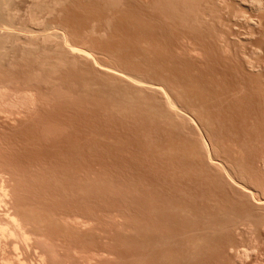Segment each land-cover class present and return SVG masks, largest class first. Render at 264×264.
I'll list each match as a JSON object with an SVG mask.
<instances>
[{
  "label": "rangeland",
  "instance_id": "374dc122",
  "mask_svg": "<svg viewBox=\"0 0 264 264\" xmlns=\"http://www.w3.org/2000/svg\"><path fill=\"white\" fill-rule=\"evenodd\" d=\"M43 1H45V3H47L50 6L53 5L52 6L53 9L50 8L51 10H49L50 13H49L48 9L46 10L44 7H39L38 10H35L34 6L31 3L32 0H13L12 7L14 8L13 9L14 13L15 14L17 13L16 16H18V17L15 16L16 20L14 19V21L12 23V25L14 27V28L12 27L13 30L17 31V29H15V28H19V29H21V30H19V32H21L23 35L31 34V33L33 34L34 31H32L31 33L30 32L27 33L30 29L35 30V32L37 34L40 31L42 33H44V30H43L44 27H45L46 31L47 30L48 31L49 30H56L57 32L59 31V33H60L59 36H61L58 38V40L61 38L59 40V42L61 41V43L64 44V40H67L68 44H72V46H74V47L76 46L79 49L87 51L89 56L90 55L91 56L87 61V60H83V59L74 57L72 55H68L69 60L70 59H72V60H70V61L63 60L60 63L61 66L58 69H55L54 71H52L50 73L48 71H41V73H43V77L41 75V78H43V79H41V82L37 81L40 84L35 83L33 85V87H36L38 89L37 90L34 88L38 94L36 92H34L35 90H32V93L39 96V99L36 96L37 97L36 105L37 106L39 105V107L35 106V108H33V111L32 110L30 111L31 113L28 112L26 114V112H25L23 114L22 112H19V113H14V114H7L6 112H2V113L0 112L2 114V115L0 114V116H1L0 117V152H2V153H0V154H2V156L0 155V158L4 157L6 159V160L0 159V163L4 164L6 166L7 164H9L8 162L10 161V165H7V166H9L11 169H14V170H15V167H17V166H18V169H20L21 168L20 165H22L23 168H21L20 170H18L16 168V170L20 171V172L23 169L26 171L30 170L32 167H34L36 169L37 168L42 169V170H36V171H38V173L41 172V174L39 173V176L41 175L40 177L37 175V172H35V171L33 172L36 176H38V179L36 178V176H34L35 180L33 177H32L33 180L28 179L29 182L31 180L32 183H29L27 179L21 180L22 183L24 182V180L28 183V185L24 184V183L22 184L23 185L22 187H24V185L25 186L27 185L29 187V190H28L27 186L24 189V192H26V190H28L27 192H29L28 194H26V196L31 195V197H32V194L34 195V193H35L34 192L36 190L35 188H37V190H36L37 195L35 193L36 196L32 197L33 203H31V201H29L31 197L28 198V196H27L28 199L25 198V201L27 200V202H29L30 204H34L37 207L38 203L39 204L41 203L42 206L47 207V210L51 209V210L58 211V212L59 211L61 212V210L65 211V212L69 211V212H73L72 214H75L78 216L81 214L80 216L84 217V218L85 217L88 218V215H86L87 209L91 212L92 215H90V213L88 212L89 213V218H88L89 220H84V218L82 219L79 216L82 219L81 223L82 222L86 223V224L82 223V226H80V227H79V224H78V226H77V224H73V226L72 225L65 226L62 223H60V224L54 225L56 227L55 228L53 226V224L51 225V222L54 220V218L56 216L55 214L58 212L52 213L51 210H48L49 212H47V210L43 211V209H42L43 207L41 205L39 206V207H42L41 211L48 213V215H47V213L46 214L44 213L46 216H50V218L47 217L48 222L51 221V219L53 218L52 221L49 222L50 225L48 226V228H46L47 229V235L49 234V232H50L49 236L51 234H54V235H51V238H54V240H55L54 243L56 245V248L60 252H62V254L65 253L64 257H63V259H64L63 264H81V261H80L81 258H79V257L81 255H83L85 251H88L89 253L87 255H90V252L95 248H98V249L103 248L106 251L105 255L109 257V258L107 257V259L103 263H110L111 261L115 262V263H111V264H153V263L154 264H156V263L157 264H163V263L166 264L165 263L166 260L163 261L162 258H164V259L169 258L167 262H169L171 264L172 262L175 261L173 259H176V257L177 258L181 257V256L185 257V254L188 257L189 253L191 254L189 260H186L187 262L183 261L182 262L183 264H185V263L186 264H264V231H263L264 229H262L264 227V225H263L264 221H263V219H260L257 216L258 215L257 210L252 208V207L248 208L249 207L248 205H247L248 207L245 206L246 203L243 202L244 200H242V202H241L239 199V198H241L240 195L237 194V196H236V194H235L236 192L232 188H230V189H228V187L227 188L226 187H220L219 188V186H217L218 184L213 181L212 177H210V178H207L205 176L200 177L201 175H196V173L192 172V171L190 173L189 170H192V169H189L190 168L189 166L191 164L189 165L190 161L188 160V156H186V153H187V151L185 149L186 143L185 144L183 143V141L186 142V139L184 136L190 135L192 137L195 133H196L195 134L196 137H199V138L202 137L201 140L204 139V142L202 141V143H205V141L207 143L208 139H206V138H208L209 135L212 137H213V135L216 137L218 136L217 138L213 137L215 139L214 143L216 141L215 147L217 148L218 153L223 155V152H225V153L227 152L226 154L224 153L223 156L224 157L225 156L230 157L232 160L230 158H227V159L231 162L233 161L232 162L233 166H235L236 164H237V166H240V167H238V168H240V171L245 172L243 174H246L245 179L249 178L246 181H251L253 179L252 180L253 185H251V183L249 184V182H248V184L250 186L255 187L257 185V188L259 189L258 186H260V184H261L262 187H264L263 186L264 185V170H262L264 167L262 168L260 166L261 167V169H260V167L258 166V163H259L258 160L259 159L264 160V151H263L264 150V142H263L264 141V111H259L255 107H253V108L250 107L251 105H248L246 103V100H244L243 98H241V101H240L239 97H236L238 99H236L234 97L233 101H231L232 98L230 100L229 99L230 97H229L226 100L224 98V95H222L223 97L221 96L219 98L220 95L218 93L219 87L224 88L227 84V86L225 88V89H227V88H230L232 84L236 85V81H237V84H238V81H240V80L243 81V79L245 77L243 75H245V73H246V76H249V78L245 77L246 80H244V81L245 82L247 81V83H248V81H250V78L251 77L253 78V76H255V74L259 71L258 68H256V67H255V69L257 71L255 69L254 70L248 69L247 72L240 71V70H243L242 68L244 67V66L240 67L241 65H243L242 60L240 58L242 55H244L245 57H248V59H250V61H253L254 63L256 62L255 66L264 64V18H263L264 13L261 14L263 11L262 10H259L260 12L256 11L257 9H255V7H253L250 4L249 0H247L248 2L246 0H225V1L223 0L225 3L223 1L222 2L225 5H223V3L220 2L221 0H218V2L220 4L218 3L216 5L217 6L216 8H218V10H216V12L218 11L217 13H219V14L221 13V14L220 15L216 14V16H219V18H221V19H218L219 20V22H218V20L216 19L218 17H216L215 23L217 22L218 24H214L211 27V25L213 24L214 21L212 23H210L211 25L208 24L209 22L208 23L203 22V24H201L197 20V18H195L196 16L194 17L195 14L193 15V13L198 14L201 11L200 9L203 7V4H204L203 0H135V1L134 0H58V1H56V0H43ZM111 1L117 2V3L114 2V3H116V4H114L115 6L112 5L113 3L112 4L110 3ZM233 1H234V3H233ZM243 1H245V2H243ZM246 2L248 3V5H246L247 4ZM263 4H264V0H263ZM218 5H220V6H218ZM119 7L120 8L122 7V8L120 9ZM219 7H220V9H219ZM252 7L254 8V10ZM196 9H198L197 12H196ZM51 11L53 12V14ZM54 11L56 13H54ZM34 12H35V14H34ZM233 13H235L236 15L234 14L232 17H230V15ZM248 15H249V17H248ZM137 16H138V18H137ZM239 16L240 17L244 16V17L243 18L241 17V19H240ZM31 18L34 20H32ZM231 18H232V20H231ZM250 19H251V21H250ZM220 20H221V22H220ZM27 21H28V23H27ZM29 21H30V23H29ZM222 22L227 24V25H225V27H224V24ZM229 22H230V24H228ZM243 22H245V23H243ZM34 24H36V25L33 26ZM252 24H254V25H252ZM160 25H162V26H160ZM230 25H232V26H230ZM39 26L42 28H39ZM55 26H57V27H55ZM257 26H259L261 29H259ZM160 27H161V29H160ZM83 28H85V29H83ZM220 28H223V29H220ZM162 29H164V30H162ZM226 29L227 30L229 29L228 30V33H229L228 34V36H229L228 41H229V46L230 45L231 46H230L229 51H228V49L227 50L224 49V50H226V52L231 51V53H229V55L223 50L222 46H219L220 47L219 49H222V50L217 49V51H216L215 48H217V46H215V48H214V45L212 43V42H214V44L217 45V43L219 42L217 40H219V38H220L218 36V34H220V32H224V30L227 32ZM221 30H223V31H221ZM231 31L233 32L234 35L233 34L230 35V33H232ZM35 32H34V34H36ZM41 32L39 34H42ZM79 32L81 34H79ZM199 32H201V33H199ZM207 32L210 34H208ZM215 33H217V34H215ZM75 34H76V36H75ZM189 34H190V36H189ZM261 34H262V36H261ZM195 35H196V37H195ZM81 36L83 37V39ZM86 36H88V37H86ZM217 36H218V38H217ZM78 37H80V38H78ZM190 37H191V39H190ZM63 38H64V40H63ZM199 38L200 39L202 38V39L200 40ZM211 38H212V40H211ZM154 39H156L157 41H155ZM258 39H260V40H258ZM87 40H90V41H87ZM237 40H240V41H237ZM36 42L40 43L39 40H36L35 43ZM136 42H137L138 46H136L137 45ZM153 42L155 43V45L156 44L157 45L155 46ZM233 42H235V43H233ZM188 43L189 44L191 43L193 46L189 45ZM221 43L222 42L220 41V43H218V44L221 45ZM119 44H120V46H119ZM205 44H207L208 46ZM209 44H210V46H209ZM48 45H49V43L46 44L47 48L49 47ZM50 45H52V44H50ZM153 45L155 46V48ZM121 46H122V48H121ZM237 46H239L238 47L239 51L237 49ZM131 47H132V49H130ZM143 47L144 48L146 47V49H144ZM49 48H51V47H49ZM51 49H49V50H51ZM187 49H189V50L187 51ZM241 49H243V50H241ZM14 50L15 49H13V52H12L13 55H15V56L18 55V53L14 54V52L16 53V51L18 52L19 50L18 49L16 51H14ZM149 50H150V53H149ZM153 50H155L154 51L155 53L153 52ZM137 51H139V52H137ZM142 51H143V53H142ZM253 51H255V53ZM54 52H56V51L48 52L50 54L51 58H53L52 56H54V58H55V55H53V54H55ZM133 52H134V54H132ZM233 52L237 55L233 56V55H235ZM240 52L241 53L243 52V53L241 54ZM139 53H140V55H139ZM250 53H252V55ZM135 54H136V56H135ZM153 54H154V57H153ZM212 54L213 55L215 54V55L213 56ZM225 54H227L228 57L230 56L229 57L230 60L229 59L227 60V58H226L227 56ZM238 54L241 56L239 57ZM247 55H249V56H247ZM254 56H255V58H254ZM17 57H19V55ZM232 57H234L233 59H235L236 62H233L234 60L231 59ZM236 57H237V59H239L238 63H237ZM156 58L160 61H158ZM29 59H26L25 61L23 59L18 60V62L15 63L16 66H13L15 68L12 67L13 68V70H11L12 73L10 72V75H8V77H10L11 79L12 78H14L15 80L17 79L16 80L17 83H14V84H17L18 88L25 86L24 84L22 85V82H24L29 77L28 74H30V73H28V72H30L31 70L33 71L36 68V66L32 65L33 63H31L32 59L31 60H29ZM178 59H179V61H178ZM20 61H22L23 63H21ZM227 61H228V63H225ZM24 62H26L25 65H24ZM161 62L162 63L164 62V63L162 64ZM180 62H182V63H180ZM28 63H29V65L30 64L31 65L29 66ZM102 63H103V65H101ZM187 64H188V66H187ZM81 65H83V66H81ZM161 65H163V66H161ZM32 66H34V67L32 68ZM192 66H194V67H192ZM85 67H86V69H89V71L88 70L85 71L86 70ZM94 67H95V69H93ZM98 67L99 68L100 67H107V68H110L113 70L117 69L116 71H118V72L121 70L122 72L120 71V73H123L125 76H128V78L130 77V79L134 78L133 81H135V82L143 83L142 80L145 79L144 83H147V82L151 83V84H152V82L156 83V84L158 83L161 88L163 87L162 90L165 92L167 91L168 93H170L169 91H171V90H175V91L177 90L179 92L181 91L183 93H186L187 95L195 93L194 96H196V90H194L195 92H193L192 87H190L192 85H189L188 83H190L191 82L190 80H192V79H193V81H195V84L199 83L198 85H200V83L201 84L203 83L202 85H204V86L206 85L207 93H208V95H206V100L203 97L205 100L204 106L206 105L205 108L206 109L208 108L210 110L209 111L207 109L204 111L206 112V114L208 113L207 111H209L208 115L211 114V115H209L210 118L208 115L206 117V120L209 122V123L208 122L206 123L208 125V127H206L207 130L205 127L202 128L198 123H196V118H195V120L191 121L192 123L189 122V120L192 117H193L192 119H194V116L192 115V117H191L190 116L191 114H189V113H187V115L189 114L188 115L189 117H187V118H189V120L186 119L188 122L187 121L183 122L180 120L182 123H180L178 121V122H176L175 126L171 125V127H170V125L167 126V124H165V123H163V125H161L160 123H162V121L160 122V121H158V119L155 120L156 121L155 122L151 118H147L143 112L139 113V108L141 110H143V107H139V106H141L142 105L141 102L143 103L146 99V104H148L152 107V99H154V98L156 99L157 98L156 95H158V94H155L152 91H147V90H141L142 92L140 90L137 91V89L134 88L133 84H131L129 81L126 82V80H122V79L119 80V78L115 77L114 75L107 74L105 72L103 73V71L101 69H99ZM238 67H240V68H238ZM184 68H186V69H184ZM195 68H196V70H195ZM231 68H232V70H231ZM244 68L247 69L246 67H244ZM76 69H78V70H76ZM226 69H228V70L226 71ZM28 70H30V71H28ZM217 70H219V71H217ZM238 70L240 71L239 72L240 74L238 73ZM56 71H58L59 74L58 73L56 74L55 73ZM77 71H78V74H77ZM79 71H80V73H79ZM221 71H222L223 75H221V73H220ZM230 71L232 74L230 73ZM249 71H250V74L247 75ZM45 72H48V74H46ZM74 72H75V74H74ZM86 72H88L89 74ZM100 72H102V74ZM172 72H173V74H172ZM188 72H189V74H188ZM84 73H85V75H84ZM175 73H177L178 75ZM11 74L13 76H11ZM63 74H65V75H63ZM14 75H15V77H14ZM48 75H50V76L48 77ZM181 75H182V77H181ZM193 75H195V76L193 77ZM45 76L48 77L50 80H53L52 83H54V84L53 85H51L52 83L49 84L51 82V81H47L49 79L45 80L46 82H49L48 84L44 83L42 80L45 79ZM52 76H54V77H52ZM77 76H79V77H77ZM95 76H96V78H95ZM99 76H102L104 79L102 78L103 79L102 80L101 77H99ZM208 76L210 77V79ZM237 76H238V78H237ZM241 76L243 77V79ZM16 77H19L20 80H19V78H16ZM21 77L23 79H21ZM50 77H52V78H50ZM57 77H59V78L57 79ZM97 77L99 80L97 79ZM163 77H165V78H163ZM189 78H190V80H187ZM223 78L225 79V81ZM71 79H74V80L72 81ZM80 79H81V81H80ZM236 79H238V80H236ZM18 80L20 82H18ZM21 80H22V82H21ZM82 80L84 82H86L88 80V81H90L89 83H91V84L93 83L90 86L93 87L94 89L90 87V88H88V90H86L87 88L83 87L84 83H82ZM92 80H95L96 82L92 81ZM105 80H109L106 82H108V83L111 82L110 83L111 85H109L107 83L104 84ZM146 80H147V82H146ZM209 80L211 82H209ZM54 81H58V82H54ZM115 81H117V82H115ZM193 81H192V84H193ZM121 82H122V84H121ZM123 82L125 84L127 83V89H125V90H124V88H126V85ZM161 82L164 86H162ZM18 83L20 85H18ZM96 83L98 86L96 85ZM206 83L208 84V86ZM46 84H47V86H46ZM180 84H184V85H180ZM93 85H95L98 88H95V86H93ZM187 85H189V86H187ZM15 86L16 85H13V87H15ZM48 86L51 87V90L49 89ZM103 86H105L106 88ZM183 86H185V87H183ZM77 87H78V89H77ZM99 87H100V89H99ZM107 87H109V88H107ZM186 87H188V88H186ZM214 87L216 89H214ZM46 88H48V89H46ZM190 88H191V91H188V90H190ZM209 88H210V90H209ZM212 88L214 90H212ZM53 89H55L54 92L52 91ZM135 89H136V92H135ZM79 90H81V91H79ZM113 90H115V91H113ZM129 90H131V91L133 90L132 92L131 91L130 92L132 93V96L135 94L133 97L135 100L134 99L133 100L135 101L136 106H138V109H137L136 107H134L135 106V104H134L133 107H134V109L136 108L135 109L136 111H133L134 109L131 108L132 112L129 111L130 108L124 109L123 107H120L118 105H117L118 106L117 107V106H115L116 104L114 103V101L116 102V100H115L116 98H117V101L120 98L119 102H121L124 99V98L121 99V96H123L121 94H123L124 91L129 92ZM220 90L221 89H219V92H221ZM76 91H78L79 93ZM98 91H100V92L98 93ZM50 92H53L54 94H56L58 100L56 99L55 95L53 96V93H51V95H50ZM88 92H90L91 94ZM121 92H123V93H121ZM45 93H46V95H45ZM102 93H104V94H102ZM139 93H140V95H139ZM204 93H206V90L204 91ZM98 94H100V95H98ZM136 94H138V95H136ZM61 95L63 98L61 97ZM67 95H69V96H67ZM93 95H96V96H93ZM141 95H143V96L145 95V96L143 97ZM59 96L61 98H59ZM114 96H115V98H114ZM204 96H205V94H204ZM43 97L45 100L43 99ZM75 97H76V99H75ZM89 97H90V100H89ZM101 97H102V100L100 99ZM107 97H109V98H107ZM66 99H68L67 103L65 102ZM74 99H75V101H72ZM78 99H80V101ZM83 99L86 100L88 103L83 102ZM142 99H144V100L142 101ZM217 99H218V101H219V99H222V102H221L222 104L220 103V105L218 104L219 102L217 101V105H219V106L216 105ZM234 99L239 100L237 103H238V105H239V103H241L240 106H238L236 104ZM109 100H111V102ZM137 100L139 103L136 102ZM147 100L151 103L149 104V102ZM154 100H153V102H154ZM207 100L208 101L210 100V101L206 102ZM89 101H91V102H89ZM228 101H231V103ZM242 101H244L245 104H244V102L242 104ZM75 102H77L79 105ZM232 102L235 105H231ZM64 103H66L67 105H65ZM98 103L99 104L101 103V104L99 105ZM226 103H228V104H226ZM51 104H53V105H51ZM83 104H85V105L83 106ZM93 104L95 105V107L93 106ZM112 104H113V106H112ZM137 104H139V105H137ZM47 106H48V108H47ZM52 106H53V108H52ZM78 106L80 108V111H79ZM101 106H102V108H101ZM143 106L145 107L146 105H143ZM220 106H223V107H220ZM247 106H249V107H247ZM66 107H69L70 111L68 108L66 109ZM115 107H117V108H115ZM118 108H122V109H118ZM238 108H239V110H238ZM246 108H248V110ZM254 108L257 110V112L255 111ZM242 109H243V111H242ZM249 110H251V111H249ZM104 111H105V113H104ZM127 111H129V113ZM233 111L234 112L236 111L237 113L236 112L234 113ZM135 112H137V114H135ZM65 113H67V114H65ZM108 113H110V114H108ZM114 113H115V115H114ZM117 113H118V115H117ZM131 113H134V114H131ZM219 114H222V115H219ZM3 115H5V116H3ZM9 115L12 117V119ZM30 115H31V118H30ZM138 115H139V117H138ZM15 116H17V117H15ZM36 116H38V117H36ZM128 116H131V117H128ZM224 116H226L225 119H224ZM4 117H6L7 119ZM101 117H102L103 121H102ZM114 117H115V119H114ZM134 117H135V119H134ZM227 117H229V118H227ZM234 117H236V118H234ZM32 118H35V119H32ZM105 118H107V119H105ZM136 118H138V119H136ZM214 118H215V121L217 123L214 121ZM220 119H222V120H220ZM6 120L8 123L6 122ZM40 120L44 121V122H41ZM117 120H119V121H117ZM234 120L236 122H234ZM246 120L249 123H247ZM221 121H223L225 125H223V122H221ZM67 122H69V123L67 124ZM116 122H119V124ZM210 122H212L213 127L211 125L209 128V124H211ZM134 123H135V125H134ZM183 123H184L185 127L186 128L189 127L191 131L188 130V133H187V131H184V130H186V128L184 127ZM185 123H188L189 126H187ZM32 124H33V126H32ZM148 124H150V125H148ZM215 124H216V126H215ZM239 124H241L242 126ZM146 125L148 127H146ZM182 125H183V127H182ZM25 126H26V128H25ZM107 126H110V127L107 128ZM125 126L127 129L129 127L130 128L127 130V129H125ZM158 126H160V127H158ZM179 127H181L182 129L185 128L184 130H182L180 128L181 132L179 133V135L182 132H184V133L186 132L185 133L186 135L182 133L183 136H181V135L178 136V130H179L178 128ZM208 128H209V130H208ZM215 128H217V129H215ZM222 128H226V129L221 130ZM227 128H228V130H227ZM254 128H256V129H254ZM11 129H12V131H11ZM24 129L26 130V132ZM46 129L47 130L49 129L50 131L48 130V132H47ZM196 129H198V130H196ZM260 129L262 130V132ZM162 130L163 131L165 130L164 132L166 133V135ZM210 130H213L212 134H211ZM219 130H221V131H219ZM248 130L249 131L251 130V131L249 132ZM254 130H255V132H253ZM159 131H161V132H159ZM192 131L194 133H192ZM203 131L206 134H204ZM207 131L210 133V134H208V136H206L208 133ZM3 132L5 133L6 136L4 135ZM10 132H11V134H10ZM12 132H14V133H12ZM132 132H134V133H132ZM162 132L164 134H162ZM199 132H200V134H199ZM158 133H161V134H158ZM189 133H191V134H189ZM214 133H216V135ZM217 133L218 134L221 133V134L218 135ZM255 133H257V134H255ZM148 134H150L151 137ZM227 134H229V136ZM241 134H243V135H241ZM253 134H255V135H253ZM105 135H106V138H105ZM172 135H174V136H172ZM198 135H201V136H198ZM225 135H227V136H225ZM107 136H109L110 138ZM175 136H177V139H175L176 138ZM230 136L232 138L235 136L234 137L235 140L232 139ZM148 137H150V138H148ZM227 137H230V139ZM107 138H108V140H107ZM258 138H259V140H258ZM145 139L147 142L145 141ZM147 139L148 140L150 139L151 141L150 140L148 141ZM163 139L165 140V142ZM173 140H175V141H173ZM217 140H219L222 144L220 142H218ZM232 140H233V142H232ZM14 141H16V142H14ZM222 141H225L227 143L222 142ZM228 141H230L232 143H230ZM129 142H130V144H129ZM162 142H163V144H162ZM167 142H169V143H167ZM178 142L180 143L181 147L179 146ZM236 142H238V143H236ZM9 143H11V144H9ZM62 143H64L65 145L64 144L62 145ZM112 143H113V145H112ZM119 143H120V145H118ZM147 143H148V145H147ZM228 143H230V144H228ZM253 143H254V145H253ZM259 143L261 145H258ZM16 144H20V146L16 145ZM67 144H68V146H67ZM79 144H81V145L83 144V145L81 146ZM149 144L152 146H150ZM223 144H224V146H222ZM226 144H227V146H226ZM255 144H256V146H255ZM134 145H135V147H134ZM173 145H175V146H173ZM2 146L4 147L3 149H2ZM113 146L115 147V149ZM7 147H9V148H7ZM126 147L127 148L129 147L128 150H126L127 149ZM157 147H159V148L161 147V148L159 149ZM167 147H170L172 150V151H169L170 156L166 152ZM233 147L235 148V150H236V148H240L239 149L240 154L238 152V154L240 156L236 155L237 153H235L236 156L231 154L232 153L231 149ZM88 148L90 150H88ZM70 149H72V150H70ZM94 149H95V153L93 152ZM116 149H117V151H115ZM175 149H176V153H175ZM248 149H249V151H248ZM250 149H252V151ZM157 150H158V152H157ZM54 151L56 153H54ZM89 151L91 153H87ZM153 151H155V152L153 153ZM29 152L31 154H29ZM92 152H93V154H92ZM113 152L116 154H114ZM131 152H133V155H135V156H133ZM171 152H172V155L170 154ZM53 153H54V156H52ZM70 153H72V157H70L71 156ZM156 153H158V154L155 155ZM164 153H165V155L167 153V155H166L167 157H165ZM174 153H175V156H174ZM106 154H107V156H106ZM229 154H231V155L229 156ZM245 154H246V156H245ZM42 155H43V157H42ZM101 155H103V156H101ZM130 155H132V156H130ZM163 155L166 159L163 157ZM35 156H36V158H38V157L39 158L34 159L33 157H35ZM114 156H116V157H114ZM176 156H177V158H176ZM180 156L182 157V159L180 158ZM252 156L253 157L256 156V157L253 158ZM61 157H63V158L61 159ZM104 157H106V158H104ZM124 157H126V158H124ZM235 157H237V158H235ZM247 157H249V158H247ZM32 158L34 159V163L32 162L33 165L31 164V161L33 160ZM110 158H111V160H109ZM120 158H122V159H120ZM172 158L174 159L173 161L171 160ZM97 159H98V162H97ZM39 160H41V162H39ZM107 160H109V161H107ZM52 161H53V163H52ZM256 161H258V162L255 163ZM11 162L13 164H11ZM67 162L69 164H67ZM78 162H81V163H78ZM14 163H15V165H14ZM20 163H22V164H20ZM148 163H149V165H147ZM250 163H254V164L252 165ZM42 164H43V167L41 166ZM45 164H46V166H45ZM57 164H58V166H57ZM143 164H144V166H143ZM69 165H70V167H68ZM164 165H167L169 168L167 166H164ZM241 165L243 166V168ZM254 165L255 166L257 165L258 168L255 167ZM259 165H260V163H259ZM138 166H140V167H138ZM178 166H180V168H178ZM184 166H187V167H184ZM250 166H251V168H250ZM142 167H143V170H142ZM145 167H147V168L145 169ZM165 167H167L168 169ZM182 167H184L185 169ZM236 167H234V168L237 169ZM175 168H177V169H175ZM252 168H254V169H252ZM179 169H181L180 170L181 172L179 171ZM183 169L184 170L187 169L186 171H184L186 173L183 172ZM255 169H257V170H255ZM114 170H115V172H114ZM26 171H23V172H26ZM240 171L238 170V172H240ZM257 171H258V173H257ZM59 172L66 179H64L63 177H60L61 175L59 174ZM113 172L116 174L117 177L114 176L115 174ZM139 172H140V175L138 174ZM102 173H103V175H102ZM153 173H154V175H152ZM179 173H180V175H179ZM259 173L261 176L259 175ZM95 174H96V180H94ZM169 174H171V175H169ZM187 174H188V176H187ZM192 174L194 175V177H192L193 176ZM42 175H43V178H45L47 181L50 180L49 184L47 183L46 180H43ZM58 175H60V176H58ZM69 175H71L72 179L68 177ZM184 175L186 177H184ZM86 176L87 177L89 176L88 177L89 179H87ZM178 176H179V178H178ZM73 177L75 178V180ZM81 177H83V178H81ZM102 178L104 180L105 179L106 180L104 181V180H102ZM204 178L206 181L204 180ZM20 179H22V178H20ZM68 179L70 181H73V183L72 182L68 183L69 182ZM90 179H92L93 181ZM211 179H212V181H211ZM259 179L261 181H259ZM36 180H39L42 183L40 184L39 181L36 182ZM76 180H77V182H76ZM78 180L80 182H78ZM157 180H159V181H157ZM51 181H52V183H51ZM88 181L92 185L91 184L88 185ZM96 181H97V183L98 182L99 183L97 184ZM163 182H165V183L162 184ZM33 183H36V184H33ZM46 183L48 184L49 187H52L54 185V187L50 188L51 195H50V191L47 190V189H49V187L47 186ZM56 183L60 184V186L62 185L61 188ZM61 183H63V184H61ZM77 183L78 184L80 183L79 184L80 188H84V186H85V190L80 189ZM32 184H33V186H32ZM215 184H217V185H215ZM34 185H36V186H34ZM42 185L44 187H42ZM55 185L59 186V187H56ZM63 185L65 187H63ZM98 186H100V188H97ZM122 186H124V187H122ZM169 186H170V188H169ZM214 186L217 187V189ZM66 187H67L68 191L65 190ZM70 187H72V188H70ZM76 187H78V188H76ZM101 187L105 190H103V189L100 190ZM38 188L40 189V191L38 190ZM42 188H45V189H42ZM53 188H56V190H58V191L54 190ZM203 188H204V190H203ZM73 189H75V190H73ZM262 189H264V188H262ZM262 189H260L259 191H262ZM89 190H91V192ZM175 190L177 191V193H175L176 192ZM199 190H200V192H199ZM53 191H54V193H53ZM82 191H84V192H82ZM102 191H103V194H102ZM48 192H49L50 196L54 195V197L49 196L50 197L49 198L47 194H45L42 197L43 193H48ZM80 192L83 194V196L80 194ZM88 192H89V194L86 195V193H88ZM97 192H99L98 194L100 195V197L103 198V200L100 199L98 194H96ZM116 192H118V193H116ZM217 192L219 195L217 194ZM72 193L75 195V197H74V195H72ZM75 193H78L79 195H77ZM178 193H180V194H178ZM23 194H25V193H23ZM65 194H66V196H65ZM104 194H105V196H103ZM202 194H203V196H202ZM220 194H221V196H220ZM70 195H72L74 198H72V196H70ZM76 195H77V198H76ZM110 195H112L113 197ZM121 195H123V197ZM171 195H172V197H173V195H174V197H176V196H179V197H177V198L173 197L172 198ZM69 196L72 199H70ZM37 197L39 198V200H37ZM60 197H62L61 200H58V199H60ZM96 197H98V198H96ZM233 197H234V200H233ZM32 198H31V200H32ZM34 198H36V199H34ZM65 198H67V200H63ZM68 198H69L70 203L67 202ZM122 198H124L125 200H123ZM179 198H180V200H179ZM221 198H222V200H221ZM45 199H48L47 201L49 203L51 201L52 202L50 204L45 203L46 202ZM95 199H96V201H95ZM110 199H112L113 201ZM34 200H36L37 202H35ZM43 200H45V202ZM76 200H78V201H76ZM80 200H81V202H79ZM181 200L183 202H181ZM184 200H186V201H184ZM53 201H54V204H53ZM58 201H60V202H58ZM168 201H170V202H168ZM213 201H214V203H213ZM27 202H24V200H23V203L26 206H31ZM71 202H74V203L72 204ZM175 202H177V203H175ZM178 202H180V203H178ZM202 202H203V204H202ZM56 204H57V207L59 208L58 210H55L57 208V207L55 208ZM97 204H99V205H97ZM103 204H104V206H103ZM172 204H176V205H172ZM223 204H225V205H223ZM239 204H241V206ZM67 205H70L71 209L73 208V206H76V208H75V210H74V208H73V210H70L69 209L70 207L65 208V207H67ZM33 206H32V208L35 209V207H33ZM50 206H53L54 209ZM185 206H186V208H184V210H183V207H185ZM200 206L203 208H201ZM214 206H215V208H214ZM223 206H224V208H222ZM61 207H62V209H61ZM97 207H98V209H97ZM163 207H165V208H163ZM173 207H176V208L173 209ZM245 207L248 209L246 211L250 212L249 213L250 215L253 213L252 216L250 217L251 219H249V221L251 222V223L249 222L251 224V225L250 224L249 225L252 227V229L251 228L249 229V227H250L249 226V227H245L246 229L244 228L243 231L241 230L240 232H239V230H236L233 232H224L223 230H218L212 234V233H210V231H208L205 228V223H207L208 221L215 220V218L222 217L223 215H225V213L224 214H221V213H223V212L227 213L226 210H228V214L233 213L234 215H238V214L241 215L242 214L241 212H244ZM243 208H244V210H243ZM102 209H105L106 211L103 210L104 212H102ZM167 209L170 212L169 215L171 217L169 215H167L169 213L168 211H166ZM222 209H224L225 211L220 212V210H222ZM98 210H100V212H98ZM170 210H172V211H170ZM76 211H78L80 213H78V212L76 213ZM96 211H97V213H96ZM213 211H214V213H213ZM36 212H37V209H36ZM82 212H83V214H82ZM190 212H191V214H190ZM39 213H40V211H39ZM50 213H52V215L54 214L52 216V218H51ZM102 213H104V215H102ZM187 213H189V214H187ZM215 213L217 214L218 217L214 216ZM40 214H42V212ZM96 215L97 216L101 215V216L97 218ZM173 215L175 216V218ZM185 215H186V217H185ZM188 215H189V217H188ZM194 215H196V216H194ZM102 216H104V217H102ZM91 217H93V218H91ZM190 217H191V219H190ZM80 218H79V220H80ZM179 218H180V221H179ZM90 219L91 220L93 219V220L91 221ZM96 219H98L97 222L95 221ZM189 220L190 221L192 220V221L189 222ZM113 221H115V222H113ZM89 222L91 223L90 225H89ZM118 222H121V223L118 224ZM193 222H195V223H193ZM257 222H259V223L257 224ZM87 224H88V226H87ZM192 224H194V225H192ZM59 225H60V227L63 226L61 228V230L58 229V228H60ZM92 225L94 226L95 229L93 228ZM181 225H182V228H185V229L180 228ZM51 226H53L54 229H57V231H56L57 233L54 232L55 230L53 228L52 229L54 231L49 230V227L51 229ZM84 226H86V227H84ZM190 226H191V229H190ZM46 227H47V224H46ZM258 227H261V228H258ZM63 228L65 229V231L67 230L69 232L63 231ZM78 228L79 229L82 228V229L79 230ZM87 228H88V230H87ZM253 228H255V229L253 230ZM187 229H189V230H187ZM76 230H77V232H76ZM100 230L101 231L103 230L102 232L108 231V232H106L108 234L104 233V236H105L104 237L103 233H101ZM114 230H116V231H114ZM179 230L181 233L179 232ZM246 230H247V232H246ZM87 231L90 233H88ZM93 231L95 233H93ZM185 231H187L188 233ZM61 232H63V234ZM79 232L81 234L82 233L85 234V232H86V235H84V234L80 235ZM238 232H239V234H238ZM92 233H93V235H92ZM122 233L124 234V236ZM58 234L60 237L58 236ZM70 234H71V236H73V235L74 236L70 237ZM95 234L97 235V238H99V239H97L95 237L96 236ZM109 234L111 236H109ZM118 234H120V236H118ZM181 234H182V238H180ZM187 234H188V236H186ZM55 235H57L58 237ZM183 235H185V236H183ZM192 235L193 236L195 235V237L200 236V238L196 241L197 243L195 242L194 239H193V241L191 240L193 237ZM100 236H103V237H100ZM106 236L109 237L110 239L107 238ZM55 237L58 240L60 238V240L59 241L56 240ZM74 237H77V239ZM128 237H130L129 238L130 240L128 239ZM195 237H193V238H195ZM186 238H188L187 240L189 241L188 243H190L189 244L190 246L187 245L188 243H187ZM91 241L93 242V244ZM61 242H63V243H61ZM77 243L80 246H78ZM191 243H195V245L193 246ZM103 244L105 247L103 246ZM90 245L92 246V247H90L92 249L89 248ZM191 245H192V247H191ZM76 246L78 248L82 247L81 252L79 251L81 248L80 249L77 248L78 249L77 250L75 248ZM185 246H187V247H185ZM61 247H62V251H61ZM83 247H85L87 250H85V248H83ZM161 247H163V248H161ZM181 247H182V249H181ZM194 247H196V248H194ZM222 247H224V248H222ZM70 248L73 249V252H72V250H70ZM192 248H194V249H192ZM89 249H90V251H89ZM112 249L115 251H112ZM160 250H161V253H160ZM82 251H84V252H82ZM114 252H116V253H114ZM220 252L222 254H220ZM86 253L87 252H85V255H86ZM182 253H184V254H182ZM241 253L244 256L242 255L241 260L240 259L238 260L239 262L233 260L234 259L233 257L235 255H237V254L241 255ZM112 254H113V256H112ZM177 254H178V256H176ZM73 255H75V257ZM115 255L118 257H115ZM66 256L67 257L69 256V258H67ZM173 257H175V258H173ZM187 257H185V258H187ZM149 258L151 259V261H148V260H150ZM182 259H184V258H182ZM157 260H159V261H157ZM196 260H197V262H196ZM93 261L94 260H92V261L90 260V264H94V263H92ZM116 261H118V263H116ZM177 263L180 264L181 262L179 261ZM177 263L174 262L172 264H177Z\"/></svg>",
  "mask_w": 264,
  "mask_h": 264
},
{
  "label": "bare ground",
  "instance_id": "6f19581e",
  "mask_svg": "<svg viewBox=\"0 0 264 264\" xmlns=\"http://www.w3.org/2000/svg\"><path fill=\"white\" fill-rule=\"evenodd\" d=\"M56 1H58V0H56ZM135 1V0H134ZM204 1V4H203V7L199 10L200 12L198 13V14H196V13H193V15H194V17L195 18H197V20L201 23V24H203V22L204 23H208V24H210V23H212L213 21V24L211 25V27L214 25V24H218L217 22L215 23V21H216V19L218 20V19H221V18H219V16H216V14L217 15H220L219 13H217L216 12V10H218V8H216L217 6V4L219 3L218 2V0H203ZM223 0H221L220 2H222ZM225 1V0H224ZM223 1V2H224ZM247 1V0H246ZM48 2V1H47ZM52 2V1H51ZM50 2V3H51ZM114 2H116V1H111L110 3L112 4V5H114V4H116V3H114ZM222 2V3H223ZM243 2H245V1H243ZM248 2V1H247ZM246 2V3H247ZM249 2H250V4L253 6V7H255V9H257L256 11H259V10H262L261 12V14H263L264 13V4H263V0H249ZM12 3H13V0H0V112L2 113V112H6L7 114H14V113H19V112H22L23 114L26 112V114L29 112V113H31L30 111L32 110L33 111V108H35V106H37L36 105V102H37V97H38V99H39V96L38 95H35L34 93H32V90H35V89H37L36 87H33V85L36 83V84H40V83H38L39 81L41 82V79H43V78H41V75H42V77H43V73H41V71H48L49 73L50 72H52V71H54L55 69H58L61 65H60V63L63 61V60H67V61H70V60H72V59H70L69 60V57H68V55H72V56H74V57H77V58H80V59H83V60H87L88 61V59L90 58V56H89V54H88V52L87 51H85V50H82V49H79L78 47H74V46H72V44H68L67 43V40H64V38H63V40H64V44L63 43H61V41L59 42V40L61 39H59L58 40V38L59 37H61V36H59V31L57 32L56 30H47L46 31V29H45V27H44V33H42L41 31V33L42 34H37L36 32H35V30H29L27 33H31L32 31H34L36 34H34V32H33V34L31 33V34H25V35H23L21 32H19V30H21V29H19V28H15V29H17V31L16 30H13V25H12V23H13V21H14V19L16 20V18H15V16H16V14L14 13V8L12 7ZM32 5L34 6V9L35 10H38V8L39 7H44L46 10L48 9V11L49 10H51L50 8H52V6H50V5H48L47 3H45V1H43V0H32ZM49 3V2H48ZM62 3V2H61ZM132 3V2H131ZM221 3V4H222ZM225 3V2H224ZM223 3V5H225ZM233 3H234V1H233ZM237 3V2H236ZM220 4V3H219ZM60 5V4H59ZM118 5V4H117ZM246 5H248V3L246 4ZM58 6V5H57ZM115 6V5H114ZM218 6H220V5H218ZM130 7V6H129ZM224 7V6H223ZM252 7V8H253ZM117 8V7H116ZM120 8V7H119ZM118 8V9H119ZM122 8V7H121ZM120 8V9H121ZM200 8V7H199ZM198 8V9H199ZM33 9V10H34ZM53 9V8H52ZM56 9V8H55ZM198 9H196V12H197V10ZM219 9H220V7H219ZM227 9V8H226ZM45 10V11H46ZM222 10V9H221ZM253 10H254V8H253ZM42 11V10H41ZM40 11V12H41ZM44 11V10H43ZM53 11V10H52ZM51 11V12H52ZM228 11V10H227ZM247 11V10H246ZM31 12V11H30ZM224 12V11H223ZM229 12V11H228ZM236 12V11H235ZM260 12V11H259ZM38 13V12H37ZM36 13V14H37ZM49 13H50V11H49ZM54 13H56L55 11H54ZM120 13V12H119ZM258 13V12H257ZM34 14H35V12H34ZM52 14H53V12H52ZM230 14V13H229ZM235 13H233V14H231L230 15V17H232L233 15H234ZM260 14V13H259ZM223 15V14H222ZM228 15V14H227ZM236 15V14H235ZM243 15V14H242ZM122 16V15H121ZM224 16V15H223ZM16 17H18V16H16ZM216 17H218V18H216ZM235 17V16H234ZM233 17V18H234ZM240 17V16H239ZM242 17V16H241ZM241 17H240V19H241ZM244 17V16H243ZM242 17V18H243ZM248 17H249V15H248ZM253 17V16H252ZM256 17V16H255ZM33 18V17H32ZM31 18V19H32ZM134 18V17H133ZM137 18H138V16H137ZM216 18V19H215ZM224 18V17H223ZM264 18V17H263ZM18 19V18H17ZM30 19V20H31ZM136 19V18H135ZM227 19V18H226ZM239 19V20H240ZM26 20V19H25ZM32 20H34V19H32ZM126 20V19H125ZM129 20V19H128ZM133 20V19H132ZM138 20V19H137ZM228 20V19H227ZM231 20H232V18H231ZM237 20V19H236ZM255 20V19H254ZM22 21V20H21ZM38 21V20H37ZM140 21V20H139ZM225 21V20H224ZM223 21V22H224ZM230 21V20H229ZM241 21V20H240ZM250 21H251V19H250ZM249 21V22H250ZM260 21V20H259ZM258 21V22H259ZM20 22V21H19ZM218 22H219V20H218ZM220 22H221V20H220ZM222 22V23H223ZM256 22V21H255ZM27 23H28V21H27ZM29 23H30V21H29ZM138 23V22H137ZM243 23H245V22H243ZM19 24V23H18ZM37 24V23H36ZM36 24H34L33 26H35ZM161 24V23H160ZM221 24V23H220ZM224 24V27H225V25H227V24H225V23H223ZM222 24V25H223ZM228 24H230V22L228 23ZM232 24V23H231ZM235 24V23H234ZM23 25V24H22ZM38 25V24H37ZM139 25V24H138ZM233 25V24H232ZM232 25H230V26H232ZM241 25V24H240ZM252 25H254V24H252ZM251 25V26H252ZM259 25V24H258ZM17 26V25H16ZM21 26V25H20ZM106 26V25H105ZM134 26V25H133ZM160 26H162V25H160ZM220 26V25H219ZM256 26V25H255ZM262 26V25H261ZM13 27V28H12ZM30 27V26H29ZM53 27V26H52ZM55 27H57V26H55ZM244 27V26H243ZM253 27V26H252ZM259 29H261L259 26H257ZM39 28H42V27H40L39 26ZM93 28V27H92ZM134 28V27H133ZM202 28V27H201ZM229 28V27H228ZM36 29V28H35ZM83 29H85V28H83ZM160 29H161V27H160ZM204 29V28H203ZM220 29H223V28H220ZM27 30V29H26ZM42 30V31H43ZM81 30V29H80ZM79 30V31H80ZM162 30H164V29H162ZM205 30V29H204ZM215 30V29H214ZM227 30V29H226ZM229 30V29H228ZM228 30H227V32L224 30V32H220V34H218V36L220 37L219 38V40H217V41H219L218 43H220V41L222 42L221 43V45H219L218 43H217V45H215L214 44V42H212L213 43V45H214V48H215V46H217V48H215L216 49V51H217V49H219L220 47L219 46H222L223 47V50L224 49H228V51L230 50V46H229V41H228V39H229V36H228ZM82 31V30H81ZM80 31V32H81ZM90 31V30H89ZM202 31V30H201ZM206 31V30H205ZM219 31V30H218ZM221 31H223V30H221ZM77 32V31H76ZM79 32V34H81ZM214 32V31H213ZM232 32V31H231ZM236 32V31H235ZM85 33V32H84ZM94 33V32H93ZM96 33V32H95ZM199 33H201V32H199ZM208 33V32H207ZM222 33V34H221ZM77 34V33H76ZM76 34H75V36H76ZM191 34V33H190ZM190 34H189V36H190ZM208 34H210V33H208ZM215 34H217V33H215ZM231 34H233V32L232 33H230V35ZM78 35V34H77ZM192 35V34H191ZM194 35V34H193ZM214 35V34H213ZM221 35V36H220ZM234 35V34H233ZM232 35V36H233ZM69 36V35H68ZM73 36V35H72ZM218 36H217V38H218ZM261 36H262V34H261ZM82 37V36H81ZM85 37V36H84ZM86 37H88V36H86ZM195 37H196V35H195ZM68 38V37H67ZM78 38H80V37H78ZM215 38V37H214ZM213 38V39H214ZM235 38V37H234ZM82 39H83V37H82ZM90 39V38H89ZM190 39H191V37H190ZM200 39V38H199ZM202 39V38H201ZM200 39V40H201ZM36 40H39L40 41V43H35V41ZM69 40V39H68ZM76 40V39H75ZM91 40V39H90ZM90 40H87V41H90ZM155 41H157L156 39H154ZM186 40V39H185ZM211 40H212V38H211ZM235 40V39H234ZM258 40H260V39H258ZM86 41V40H85ZM95 41V40H94ZM192 41V40H191ZM237 41H240V40H237ZM77 42V41H76ZM84 42V41H83ZM160 42V41H159ZM208 42V41H207ZM49 43V47H53L52 49L51 48H47L46 47V44H48ZM92 43V42H91ZM120 43V42H119ZM133 43V42H132ZM149 43V42H148ZM154 43V42H153ZM185 43V42H184ZM192 43V42H191ZM189 44V45H191V46H193L192 44ZM233 43H235V42H233ZM263 43V42H262ZM45 44V45H44ZM50 44H52V45H50ZM76 44V43H75ZM118 44V43H117ZM116 44V45H117ZM136 44H137V42H136ZM140 44V43H139ZM204 44V43H203ZM239 44V43H238ZM132 45V44H131ZM154 45H155V43H154ZM153 45V46H154ZM157 45V44H156ZM155 45V46H156ZM186 45V44H185ZM205 45H207V44H205ZM234 45V44H233ZM244 45V44H243ZM242 45V46H243ZM119 46H120V44H119ZM136 46H138V44L136 45ZM143 46V45H142ZM141 46V47H142ZM155 46H154V48H155ZM208 46V45H207ZM209 46H210V44H209ZM241 46V45H240ZM151 47V46H150ZM189 47V46H188ZM187 47V48H188ZM205 47V46H204ZM221 47V48H222ZM229 47V48H228ZM238 47L239 46H237V49H238ZM19 50L18 52L16 51L17 49ZM121 48H122V46H121ZM144 48V47H143ZM184 48V47H183ZM190 48V47H189ZM194 48V47H193ZM206 48V47H205ZM232 48V47H231ZM242 48V47H241ZM13 49H15L14 51H16V53L14 52V54H17L18 53V55H19V57H17L18 55H13ZM49 49H51V50H49ZM120 49V48H119ZM130 49H132V47L130 48ZM144 49H146V47L144 48ZM153 49V48H152ZM195 49V48H194ZM193 49V50H194ZM207 49V48H206ZM211 49V48H210ZM236 49V48H235ZM234 49V50H235ZM263 49V48H262ZM116 50V49H115ZM121 50V49H120ZM142 50V49H141ZM189 49H187V51H188ZM196 50V49H195ZM214 50V49H213ZM212 50V51H213ZM219 50H222V49H219ZM218 50V51H219ZM226 50H224L225 52H226ZM241 50H243V49H241ZM53 52V51H56V52H54L55 54H53V55H55V58H54V56H52L53 58H51L50 57V54L48 53V52ZM118 51V50H117ZM155 50H153V52H154ZM162 51V50H161ZM226 52L228 55H229V53H231V51L230 52ZM237 51V50H236ZM238 51H239V49H238ZM87 52V53H86ZM137 52H139V51H137ZM145 52V51H144ZM235 52V51H234ZM233 52V53H234ZM254 53H255V51H253ZM259 52V51H258ZM142 53H143V51H142ZM148 53V52H147ZM149 53H150V50H149ZM152 53V52H151ZM155 53V52H154ZM195 53V52H194ZM197 53V52H196ZM216 53V52H215ZM221 53V52H220ZM223 53V52H222ZM236 53V52H235ZM234 53V54H235ZM239 53V52H238ZM241 53V52H240ZM243 53V52H242ZM241 53V54H242ZM132 54H134V52L132 53ZM131 54V55H132ZM145 54V53H144ZM192 54V53H191ZM210 54V53H209ZM224 54V53H223ZM227 54H225L226 56H227ZM251 55H252V53H250ZM262 54V53H261ZM52 55V54H51ZM139 55H140V53H139ZM138 55V56H139ZM147 55V54H146ZM162 55V54H161ZM179 55V54H178ZM213 55V54H212ZM215 55V54H214ZM213 55V56H214ZM237 54H235V55H233V56H236ZM239 55V54H238ZM135 56H136V54H135ZM172 56V55H171ZM241 55H239V57H240ZM247 56H249V55H247ZM260 56V55H259ZM22 57V58H21ZM25 59H24V58ZM51 59H50V58ZM94 57V56H93ZM141 57V56H140ZM149 57V56H148ZM153 57H154V54H153ZM179 57V56H178ZM230 57V56H229ZM228 56L226 57L227 58V60L229 59L230 60V58H229ZM238 57V58H239ZM252 57V56H251ZM20 58V59H19ZM30 58V59H29ZM49 58V59H48ZM95 58V57H94ZM166 58V57H165ZM234 57H232L231 59H233ZM241 60H242V64L243 65H241L240 67H246L247 69H245L244 67L242 68L243 70H240V71H245V72H247V70L248 69H252V70H254L255 69V67L256 68H258V72L255 74V76H253V78L251 77L250 78V81H248V83H247V81L245 82L244 80H246L245 79V77L247 78H249V76H246V73H245V75H243V76H245L244 77V79H243V77H242V79H243V81L242 80H240V81H238V84H237V81H236V85L235 84H232L231 85V87L230 88H227V89H225L226 88V86H227V84H226V86L222 89V88H220L219 87V89H221L220 91L221 92H219V89H218V93H219V98L222 96V95H224V98L227 100V98H229L230 100H231V98H232V100L231 101H233V98L235 97H239V99H240V101H241V98H243L244 100H246V103L248 104V105H251L250 107H255L256 109H258L259 111H264V64L263 65H256L255 66V64H256V62L254 63L253 61H250V59H248V57H245L244 55H242L241 57ZM253 58V57H252ZM254 58H255V56H254ZM259 58V57H258ZM21 59H23L24 61L26 60V59H29V60H31V63H33L32 65H35L36 66V68L32 71H30V70H28V71H30V72H28V73H30V74H28L29 75V77L24 81V82H22V80H21V82H22V85L24 84L25 86H23V87H21V88H18L17 87V84H14V83H17V79L15 80L14 78H10V77H8V75H10V72L12 73V71L11 70H13V68H15V67H13V66H16L15 65V63H17L18 62V60H21ZM74 59V58H73ZM152 59V58H151ZM157 59V58H156ZM213 59V58H212ZM22 60V61H23ZM144 60V59H143ZM158 60V59H157ZM162 60V59H161ZM234 61L233 62H236L235 61V59H233ZM236 60H237V63H238V60L239 59H237V57H236ZM261 60V59H260ZM22 61H20L21 63H23ZM99 61V60H98ZM145 61V60H144ZM153 61V60H152ZM155 61V60H154ZM158 61H160V60H158ZM165 61V60H164ZM178 61H179V59H178ZM215 61V60H214ZM259 61V60H258ZM146 62V61H145ZM157 62V61H156ZM166 62V61H165ZM253 62V63H252ZM25 63L26 62H24V65H25ZM81 63V62H80ZM144 63V62H143ZM162 63V62H161ZM164 63V62H163ZM162 63V64H163ZM180 63H182V62H180ZM225 63H228V61L227 62H225ZM240 63V62H239ZM258 63V62H257ZM99 64V63H98ZM148 64V63H147ZM166 64V63H165ZM221 64V63H220ZM241 64V63H240ZM18 65V64H17ZM23 65V66H24ZM28 65H29V63H28ZM31 65V64H30ZM29 65V66H30ZM101 65H103V63L101 64ZM22 66V67H23ZM81 66H83V65H81ZM87 66V65H86ZM98 66V65H97ZM161 66H163V65H161ZM160 66V67H161ZM183 66V65H182ZM187 66H188V64H187ZM13 67V68H12ZM28 67V66H27ZM34 66H32V68H33ZM78 67V66H77ZM173 67V66H172ZM192 67H194V66H192ZM221 67V66H220ZM240 67H238V68H240ZM11 68V69H10ZM31 68V67H30ZM31 68V69H32ZM66 68V67H65ZM79 68V67H78ZM81 68V67H80ZM92 68V67H91ZM99 68V67H98ZM113 68V67H112ZM159 68V67H158ZM222 68V67H221ZM227 68V67H226ZM17 69V68H16ZM85 69H86V67H85ZM93 69H95V67L93 68ZM99 69H101L102 71H103V73L105 72V73H107V74H111V75H114L115 77H117V78H119V80L120 79H122V80H126V82L127 81H129L131 84H133V87L134 88H136L137 89V91H141V90H147V91H152L153 93H155V94H158V95H156L157 96V98L155 99L154 97V99H152V107L150 106V105H148V104H146V99H145V101L142 103L141 102V106H139V107H143V110H141L140 108H139V113L140 112H143L144 114H145V116L147 117V118H151L152 120H157L158 119V121H162V123H160L161 125H163V123H165V124H167V126H169L170 125V127H171V125H173V126H175V124H176V122H180V123H182L181 121H183V122H186L187 120L186 119H188L189 120V118H187V117H189L188 115L189 114H191L190 116L192 117V115L194 116V119H192L191 117V119L189 120V122H191L192 120H195V118H196V123H198L202 128H206V127H208V125L206 124L208 121L206 120V117H207V115H208V113H209V111H207L208 113L206 114V112L204 111V110H207L205 107H206V105L204 106V104H205V100H206V95H208V93H207V87H206V85L204 86V85H202L201 83H200V85H198V84H195V81H193V79L192 80H190V78L189 79H187V80H190L191 82V84L190 83H188L187 81V83L189 84V85H192V86H190V87H192V90H193V92H195L194 90H196V96H194V94L195 93H193V94H190V95H187L186 93H183V92H179V91H175V90H171V91H169L170 93H168L167 91L165 92V91H163L162 90V88L159 86V84L157 83H153L152 82V84L151 83H148L147 82V80H146V82L147 83H144V80H142L143 81V83H141V82H135V81H133V79L134 78H132V79H130V77L128 78V76H125L123 73H120V71L118 72V71H116V70H113V69H110V68H107V67H100ZM176 69V68H175ZM181 69V68H180ZM184 69H186V68H184ZM183 69V70H184ZM192 69V68H191ZM234 69V68H233ZM245 69V70H244ZM18 70V69H17ZM67 70V69H66ZM76 70H78V69H76ZM89 71V69H86L85 71ZM182 70V69H181ZM195 70H196V68H195ZM228 69H226V71H227ZM231 70H232V68H231ZM256 70V69H255ZM19 71V70H18ZM94 71V70H93ZM178 71V70H177ZM217 71H219V70H217ZM216 71V72H217ZM223 71V70H222ZM222 71L220 72L221 73V75H223L222 74ZM235 71V70H234ZM239 70H238V73L240 72ZM257 71V70H256ZM20 72V71H19ZM48 72H45L46 74H48ZM96 72V71H95ZM94 72V73H95ZM122 72V71H121ZM124 72V71H123ZM145 72V71H144ZM181 72V71H180ZM195 72V71H194ZM200 72V71H199ZM215 72V71H214ZM18 73V72H17ZM56 74L58 73V71H56L55 72ZM63 73V72H62ZM61 73V74H62ZM70 73V72H69ZM72 73V72H71ZM79 73H80V71H79ZM86 73H88V72H86ZM91 73V72H90ZM93 73V72H92ZM101 74H102V72H100ZM164 73V72H163ZM228 73V72H227ZM230 73H231V71H230ZM243 73V72H242ZM241 73V74H242ZM253 73V72H252ZM59 74V73H58ZM74 74H75V72H74ZM77 74H78V71H77ZM83 74V73H82ZM89 74V73H88ZM106 74V75H107ZM172 74H173V72H172ZM175 74H177V73H175ZM188 74H189V72H188ZM199 74V73H198ZM232 74V73H231ZM236 74V73H235ZM240 74V73H239ZM250 74V71L248 72V74L247 75H249ZM45 75V74H44ZM53 75V74H52ZM63 75H65V74H63ZM84 75H85V73H84ZM87 75V74H86ZM155 75V74H154ZM178 75V74H177ZM197 75V74H196ZM212 75V74H211ZM215 75V74H214ZM227 75V74H226ZM234 75V74H233ZM252 75V74H251ZM254 75V74H253ZM7 76V77H6ZM11 76H13L12 74H11ZM47 76V75H46ZM45 76V79L44 80H42L44 83H49V82H46L45 80L46 79H49L48 77L50 76V75H48V77H46ZM56 76V75H55ZM75 76V75H74ZM80 76V75H79ZM79 76H77V77H79ZM105 76V75H104ZM132 76V75H131ZM165 76V75H164ZM175 76V75H174ZM195 75H193V77H194ZM6 77V78H5ZM14 77H15V75H14ZM52 77H54V76H52ZM52 77H50V78H52ZM60 77V76H59ZM59 77H57V79L59 78ZM65 77V76H64ZM69 77V76H68ZM72 77V76H71ZM83 77V76H82ZM88 77V76H87ZM91 77V76H90ZM99 77H101V79L103 78L102 76H99ZM133 77V76H132ZM153 77V76H152ZM159 77V76H158ZM180 77V76H179ZM181 77H182V75H181ZM197 77V76H196ZM206 77V76H205ZM209 77V76H208ZM227 77V76H226ZM9 78V79H8ZM16 78H19V77H16ZM73 78V77H72ZM85 78V77H84ZM95 78H96V76H95ZM163 78H165V77H163ZM187 78V77H186ZM185 78V79H186ZM199 78V77H198ZM202 78V77H201ZM221 78V77H220ZM234 78V77H233ZM237 78H238V76H237ZM14 79V80H13ZM21 79H23L22 77H21ZM66 79V78H65ZM83 79V78H82ZM97 79H98V77H97ZM104 79V78H103ZM102 79V80H103ZM115 79V78H114ZM207 79V78H206ZM209 79H210V77H209ZM222 79V78H221ZM224 79V78H223ZM19 80H20V78H19ZM18 80V82H20ZM68 80V79H67ZM72 81L74 80V79H71ZM99 80V79H98ZM97 80V81H98ZM236 80H238V79H236ZM248 80V79H247ZM38 81V82H37ZM47 81H51L49 84H51L52 82H53V80H47ZM62 81V80H61ZM70 81V80H69ZM80 81H81V79H80ZM92 81H95V80H92ZM106 81H109V80H105V82H104V84L105 83H107V84H109V85H111L110 83H108V82H106ZM166 81V80H165ZM179 81V80H178ZM181 81V80H180ZM185 81V80H184ZM192 81H193V84H192ZM199 81V80H198ZM202 81V80H201ZM224 81H225V79H224ZM228 81V80H227ZM54 82H58V81H54ZM88 82V83H87ZM90 81H86V82H84L83 80H82V83H84L83 85V87L84 88H87L86 90H88V88H90L91 86L90 85H92L91 83H89ZM96 82V81H95ZM114 82V81H113ZM112 82V83H113ZM115 82H117V81H115ZM182 82V81H181ZM180 82V83H181ZM209 82H211L210 80H209ZM73 83V82H72ZM124 83V82H123ZM165 83V82H164ZM168 83V82H167ZM166 83V84H167ZM205 83V82H204ZM233 83V82H232ZM47 84H46V86H47ZM54 83H52L51 85H53ZM58 84V83H57ZM77 84V83H76ZM89 84V85H88ZM121 84H122V82H121ZM125 84V83H124ZM161 84H162V82H161ZM169 84V83H168ZM186 84V83H185ZM207 84V83H206ZM13 85H16L15 87H13ZM18 85H20L19 83H18ZM50 85V86H51ZM59 85V84H58ZM80 85V84H79ZM78 85V86H79ZM96 85H97V83H96ZM119 85V84H118ZM126 85V88H124V90L125 89H127V83L125 84ZM180 85H184V84H180ZM189 85H187V86H189ZM38 86V85H37ZM72 86V85H71ZM77 86V85H76ZM93 86H95V85H93ZM98 86V85H97ZM100 86V85H99ZM108 86V85H107ZM124 86V85H123ZM130 86V85H129ZM162 86H164L163 84H162ZM176 86V85H175ZM186 86V85H185ZM185 86H183V87H185ZM207 86H208V84H207ZM212 86V85H211ZM223 86V85H222ZM229 86V85H228ZM49 87V86H48ZM52 87V86H51ZM51 87H49V89L51 90ZM103 87H105V86H103ZM102 87V88H103ZM118 87V86H117ZM166 87V86H165ZM35 88V89H34ZM39 88V87H38ZM91 88H93V87H91ZM95 88H98V87H96L95 86ZM106 88V87H105ZM107 88H109V87H107ZM115 88V87H114ZM129 88V87H128ZM167 88V87H166ZM186 88H188V87H186ZM40 89V88H39ZM46 89H48V88H46ZM77 89H78V87H77ZM83 89V88H82ZM94 89V88H93ZM99 89H100V87H99ZM112 89V88H111ZM118 89V88H117ZM136 89H135V92H136ZM170 89V88H169ZM214 89H216L215 87H214ZM213 88H212V90H214ZM38 90V89H37ZM54 90L55 89H53L52 91L54 92ZM57 90V89H56ZM96 90V89H95ZM103 90V89H102ZM168 90V89H167ZM206 90V93H204V91ZM209 90H210V88H209ZM224 92H223V91ZM41 91V90H40ZM46 91V90H45ZM70 91V90H69ZM68 91V92H69ZM79 91H81V90H79ZM84 91V90H83ZM94 91V90H93ZM97 91V90H96ZM113 91H115V90H113ZM119 91V90H118ZM131 90H129V92H125L124 91V93L123 92H121V93H123V94H121V95H123V96H121V99H123L121 102H119V99H118V101H117V98L115 99L116 100V102L114 101V103L116 104L115 106H120V107H123L124 109H129L130 108V110L129 111H131V108H133L134 109V107H136L137 109H138V106H136V103H135V99L133 98L134 97V95L132 96V91L130 92ZM188 91H191V88H190V90H188ZM34 92H36L37 93V91L35 90ZM47 92V91H46ZM53 92H50V95H51V93H53ZM56 92V91H55ZM76 92H78V91H76ZM100 91H98V93H99ZM104 92V91H103ZM142 92V91H141ZM79 93V92H78ZM88 93H90V92H88ZM95 93V92H94ZM108 93V92H107ZM117 93V92H116ZM38 94V93H37ZM91 94V93H90ZM93 94V93H92ZM102 94H104V93H102ZM119 94V93H118ZM144 94V93H143ZM204 94H205V96H204ZM215 94V93H214ZM213 94V95H214ZM45 95H46V93H45ZM48 95V94H47ZM56 96V94H54L53 93V96ZM59 95V94H58ZM98 95H100V94H98ZM117 95V94H116ZM136 95H138V94H136ZM139 95H140V93H139ZM37 96V97H36ZM67 96H69V95H67ZM78 96V95H77ZM93 96H96V95H93ZM113 96V95H112ZM132 96V97H131ZM141 96H143V95H141ZM140 96V97H141ZM145 96V95H144ZM143 96V97H144ZM212 96V95H211ZM242 96V97H241ZM61 97H62V95H61ZM60 96H59V98H61ZM65 97V96H64ZM71 97V96H70ZM79 97V96H78ZM118 97V96H117ZM151 97V96H150ZM205 98V100H204V98ZM214 97V96H213ZM223 97V96H222ZM63 98V97H62ZM72 98V97H71ZM97 98V97H96ZM105 98V97H104ZM107 98H109V97H107ZM114 98H115V96H114ZM138 98V97H137ZM43 99H44V97H43ZM53 99V98H52ZM56 99H57V96H56ZM75 99H76V97H75ZM75 99L74 100H72V101H75ZM101 100H102V97L100 98ZM111 99V98H110ZM134 99V100H133ZM149 99V98H148ZM236 99H238V98H236ZM236 99H234V101L236 102V104L238 105V101L239 100H236ZM45 100V99H44ZM58 100V99H57ZM63 100V99H62ZM79 101H80V99H78ZM82 100V99H81ZM89 100H90V97H89ZM94 100V99H93ZM140 100V99H139ZM144 99H142V101H143ZM153 100H154V102H153ZM47 101V100H46ZM49 101V100H48ZM65 101V100H64ZM63 101V102H64ZM92 101V100H91ZM91 101H89V102H91ZM110 102H111V100H109ZM148 101V100H147ZM210 101V100H209ZM208 100L206 101V102H209ZM217 101H218V99L216 100V105H217ZM231 101H228V102H230L231 103ZM56 102V101H55ZM66 103L68 102V99H66V101H65ZM83 102H87L86 100H84L83 99ZM82 102V103H83ZM94 102V101H93ZM137 103H139L138 102V100L136 101ZM149 102V101H148ZM219 103V105H220V103L222 102V99H219V101H218ZM226 102V101H225ZM243 102L244 101H242V104H243ZM249 102V103H248ZM57 103V102H56ZM62 103V102H61ZM60 103V104H61ZM66 103H64L65 105H67ZM72 103V102H71ZM75 103H77V102H75ZM81 103V102H80ZM88 103V102H87ZM86 103V104H87ZM106 103V102H105ZM151 102H149V104H150ZM214 103V102H213ZM45 104V103H44ZM48 104V103H47ZM58 104V103H57ZM70 104V103H69ZM74 104V103H73ZM78 104V103H77ZM99 104V103H98ZM101 104V103H100ZM99 104V105H100ZM134 104H135V106H134ZM222 104V103H221ZM226 104H228V103H226ZM240 104L241 103H239V105L238 106H240ZM244 104H245V102H244ZM51 105H53V104H51ZM72 105V104H71ZM79 105V104H78ZM85 104H83V106H84ZM137 105H139V104H137ZM143 105H146L145 107L143 106ZM213 105V104H212ZM219 105H217V106H219ZM231 105H235V104H233V102H232V104ZM46 106V105H45ZM70 106V105H69ZM92 106V105H91ZM93 106L95 107V105L93 104ZM112 106H113V104H112ZM117 106V107H118ZM134 106V107H133ZM224 106V105H223ZM223 106H220V107H223ZM237 106V107H238ZM245 106V105H244ZM37 107H39V105L37 106ZM51 107V106H50ZM72 107V106H71ZM106 107V106H105ZM117 107H115V108H117ZM247 107H249V106H247ZM47 108H48V106H47ZM52 108H53V106H52ZM69 109V107H66V109ZM78 108H79V106H78ZM101 108H102V106H101ZM135 108V109H136ZM205 108V109H204ZM254 108V109H255ZM37 109V108H36ZM40 109V108H39ZM61 109V108H60ZM83 109V108H82ZM86 109V108H85ZM106 109V108H105ZM118 109H122V108H118ZM133 110V111H136V110ZM217 109V108H216ZM226 109V108H225ZM224 109V110H225ZM228 109V108H227ZM235 109V108H234ZM247 110H248V108H246ZM255 109V111L257 112V110ZM47 110V109H46ZM53 110V109H52ZM222 110V109H221ZM238 110H239V108H238ZM61 111V110H60ZM68 111V110H67ZM69 111H70V109H69ZM79 111H80V108H79ZM129 111H127L128 113H129ZM215 111V110H214ZM217 111V110H216ZM242 111H243V109H242ZM249 111H251V110H249ZM39 112V111H38ZM100 112V111H99ZM132 112V111H131ZM138 112V111H137ZM137 112H135V114H137ZM226 112V111H225ZM234 112V111H233ZM236 112V111H235ZM234 112V113H235ZM247 112V111H246ZM253 112V111H252ZM0 113V114H1ZM35 113V112H34ZM68 113V112H67ZM67 113H65V114H67ZM104 113H105V111H104ZM187 113H189L188 115H187ZM222 113V112H221ZM230 113V112H229ZM232 113V112H231ZM237 113V112H236ZM254 113V112H253ZM36 114V113H35ZM103 114V113H102ZM108 114H110V113H108ZM124 114V113H123ZM131 114H134V113H131ZM216 114V113H215ZM218 114V113H217ZM2 115V114H1ZM16 115V114H15ZM47 115V114H46ZM69 115V114H68ZM99 115V114H98ZM113 115V114H112ZM114 115H115V113H114ZM117 115H118V113H117ZM120 115V114H119ZM130 115V114H129ZM141 115V114H140ZM209 115H211V114H209ZM208 115V116H209ZM219 115H222V114H219ZM239 115V114H238ZM3 116H5V115H3ZM7 116V115H6ZM10 116V115H9ZM107 116V115H106ZM111 116V115H110ZM136 116V115H135ZM232 116V115H231ZM237 116V115H236ZM1 117V116H0ZM11 117V116H10ZM14 117V116H13ZM15 117H17V116H15ZM33 117V116H32ZM36 117H38V116H36ZM117 117V116H116ZM119 117V116H118ZM126 117V116H125ZM124 117V118H125ZM128 117H131V116H128ZM138 117H139V115H138ZM254 117V116H253ZM4 118H6V117H4ZM30 118H31V115H30ZM100 118V117H99ZM133 118V117H132ZM209 118H210V116H209ZM222 118V117H221ZM226 118V116H224V119ZM227 118H229V117H227ZM234 118H236V117H234ZM242 118V117H241ZM245 118V117H244ZM7 119V118H6ZM11 119H12V117H11ZM14 119V118H13ZM17 119V118H16ZM32 119H35V118H32ZM39 119V118H38ZM41 119V118H40ZM101 119H102V117H101ZM105 119H107V118H105ZM110 119V118H109ZM114 119H115V117H114ZM128 119V118H127ZM134 119H135V117H134ZM136 119H138V118H136ZM9 120V119H8ZM37 120V119H36ZM64 120V119H63ZM181 120V121H180ZM185 120V121H184ZM210 120V119H209ZM220 120H222V119H220ZM262 120V119H261ZM2 121V120H1ZM4 121V120H3ZM12 121V120H11ZM19 121V120H18ZM32 121V120H31ZM30 121V122H31ZM38 121V120H37ZM41 121V120H40ZM65 121V120H64ZM102 121H103V119H102ZM105 121V120H104ZM117 121H119V120H117ZM141 121V120H140ZM214 121H215V118H214ZM226 121V120H225ZM6 122H7V120H6ZM39 122V121H38ZM41 122H44V121H41ZM49 122V121H48ZM133 122V121H132ZM131 122V123H132ZM156 122V121H155ZM154 122V123H155ZM188 122V121H187ZM216 122V121H215ZM221 122H223V121H221ZM234 122H236L235 120H234ZM238 122V121H237ZM243 122V121H242ZM246 122H247V120H246ZM251 122V121H250ZM8 123V122H7ZM10 123V122H9ZM33 123V122H32ZM69 122H67V124H68ZM108 123V122H107ZM116 123H118L119 124V122H116ZM148 123V122H147ZM192 123V122H191ZM209 123V122H208ZM211 124H209V128H210V126L212 125V122H210ZM217 123V122H216ZM228 123V122H227ZM247 123H249V122H247ZM260 123V122H259ZM11 124V123H10ZM24 124V123H23ZM106 124V123H105ZM109 124V123H108ZM146 124V123H145ZM164 124V125H165ZM179 124V123H178ZM187 126H189L188 125V123H185ZM190 124V123H189ZM22 125V124H21ZM35 125V124H34ZM64 125V124H63ZM134 125H135V123H134ZM148 125H150V124H148ZM183 125H184V123H183ZM183 125H182V127H183ZM191 125V124H190ZM223 125H225L224 124V122H223ZM239 125H241V124H239ZM248 125V124H247ZM259 125V124H258ZM23 126V125H22ZM28 126V125H27ZM32 126H33V124H32ZM42 126V125H41ZM179 126V125H178ZM181 126V125H180ZM215 126H216V124H215ZM242 126V125H241ZM262 126V125H261ZM16 127V126H15ZM110 126H107V128H109ZM132 127V126H131ZM146 127H148L147 125H146ZM158 127H160V126H158ZM177 127V126H176ZM184 127H185V125H184ZM197 127V126H196ZM195 127V128H196ZM212 127H213V125H212ZM13 128V127H12ZM17 128V127H16ZM25 128H26V126H25ZM130 128V127H129ZM128 128V129H129ZM138 128V127H137ZM181 127H179L178 129V136H183L182 135V133L183 134H185L184 132H182L180 135H179V133L181 132V129H180ZM186 128V127H185ZM184 128V129H185ZM189 128V127H188ZM188 128H186V130H184V129H182V130H184V131H187V133H188V130H190V128L188 129ZM192 128V127H191ZM194 128V127H193ZM198 128V127H197ZM209 128H208V130H209ZM257 128V127H256ZM256 128H254V129H256ZM10 129V128H9ZM23 129V128H22ZM103 129V128H102ZM106 129V128H105ZM104 129V130H105ZM120 129V128H119ZM125 129H127L126 128V126H125ZM127 129V130H128ZM139 129V128H138ZM160 129V128H159ZM158 129V130H159ZM167 129V128H166ZM200 129V128H199ZM215 129H217V128H215ZM219 129V128H218ZM223 129H226V128H222L221 130H223ZM230 129V128H229ZM6 130V129H5ZM25 130V129H24ZM47 130V129H46ZM49 130V129H48ZM48 130H47V132H48ZM124 130V129H123ZM196 130H198V129H196ZM204 130V129H203ZM206 130H207V128H206ZM221 130H219V131H221ZM227 130H228V128H227ZM232 130V129H231ZM261 130V129H260ZM2 131V130H1ZM11 131H12V129H11ZM43 131V130H42ZM41 131V132H42ZM50 131V130H49ZM147 131V130H146ZM163 131V130H162ZM165 131V130H164ZM163 131V132H164ZM168 131V130H167ZM191 131V130H190ZM195 131V130H194ZM205 131V130H204ZM203 131V133L204 134H206L205 132ZM211 131V134H212V131L213 130H210ZM249 131V130H248ZM251 131V130H250ZM249 131V132H250ZM25 132H26V130H25ZM24 132V133H25ZM159 132H161V131H159ZM162 132V134H164ZM198 132V131H197ZM208 132V131H207ZM215 132V131H214ZM253 132H255V130L253 131ZM259 132V131H258ZM261 132H262V130H261ZM4 133V132H3ZM12 133H14V132H12ZM39 133V132H38ZM132 133H134V132H132ZM138 133V132H137ZM154 133V132H153ZM156 133V132H155ZM170 133V132H169ZM192 133H194L193 131H192ZM229 133V132H228ZM245 133V132H244ZM10 134H11V132H10ZM22 134V133H21ZM26 134V133H25ZM158 134H161V133H158ZM157 134V135H158ZM189 134H191V133H189ZM196 134V133H195ZM195 134L191 137L190 135H186V136H184L185 137V139H186V142L185 141H183V143L185 144L186 143V151H187V153H186V156H188V160L190 161L189 162V169H192V170H189L190 171V173H191V171L192 172H195L196 173V175H201L200 177H207V178H210V177H212V179H213V181L214 182H216L217 184H215V185H217V186H219V188L220 187H228V189H230V188H232L236 193V196H237V194H239L240 195V197L241 198H239L240 199V201L242 202V200H244L243 202L244 203H246L245 204V206H247L248 208H250V207H252V208H254V209H256L257 210V213H258V217L260 218V219H263V221H264V189H262V188H264V187H262V185L260 184V186H258L259 187V189L257 188V185L255 186V187H253V186H250L249 184L251 183V185H253L252 184V180L251 181H246V180H248V179H245V177H246V174H243V173H245V172H241L240 171V168H238V167H240V166H237V164L235 165V166H233V161L231 162V161H229L227 158H230V157H224L223 155H224V153L225 152H223V155H221V154H219L218 153V151H217V148L215 147V143H216V141H215V143H214V138L213 137H216V136H214L213 135V137L212 136H208V134H210L209 132L207 133V135L206 136H208V138H206V139H208V141H207V143H206V141H205V143H202V141L204 142V139L203 140H201L202 139V137H196L195 136ZM199 134H200V132H199ZM215 135H216V133H214ZM218 134V133H217ZM219 134H221V133H219ZM218 134V135H219ZM226 134V133H225ZM230 134V133H229ZM229 134H227L228 136H229ZM255 134H257V133H255ZM255 134H253V135H255ZM259 134V133H258ZM4 135H5V133H4ZM16 135V134H15ZM18 135V134H17ZM27 135V134H26ZM101 135V134H100ZM149 136H150V134H148ZM154 135V134H153ZM165 135H166V133H165ZM227 135H225V136H227ZM241 135H243V134H241ZM3 136V135H2ZM6 136V135H5ZM14 136V135H13ZM53 136V135H52ZM162 136V135H161ZM168 136V135H167ZM172 136H174V135H172ZM195 136V137H194ZM198 136H201V135H198ZM223 136V135H222ZM261 136V135H260ZM8 137V136H7ZM10 137V136H9ZM16 137V136H15ZM104 137V136H103ZM107 137H109V136H107ZM151 137V136H150ZM150 137H148V138H150ZM176 138L175 139H177V136H175ZM218 137V136H217ZM216 137V138H217ZM231 137V136H230ZM230 137H227V138H229L230 139ZM235 137V136H234ZM234 137L232 138V139H234ZM238 137V136H237ZM236 137V138H237ZM26 138V137H25ZM51 138V137H50ZM91 138V137H90ZM105 138H106V135H105ZM104 138V139H105ZM110 138V137H109ZM144 138V137H143ZM166 138V137H165ZM164 138V139H165ZM172 138V137H171ZM183 138V137H182ZM12 139V138H11ZM18 139V138H17ZM89 139V138H88ZM87 139V140H88ZM128 139V138H127ZM163 139V140H164ZM169 139V138H168ZM219 139V138H218ZM7 140V139H6ZM20 140V139H19ZM52 140V139H51ZM107 140H108V138H107ZM141 140V139H140ZM148 140V139H147ZM150 140V139H149ZM148 140V141H149ZM162 140V139H161ZM172 140V139H171ZM170 140V141H171ZM184 140V139H183ZM226 140V139H225ZM235 140V139H234ZM255 140V139H254ZM258 140H259V138H258ZM257 140V141H258ZM263 140V139H262ZM23 141V140H22ZM50 141V140H49ZM110 141V140H109ZM118 141V140H117ZM129 141V140H128ZM137 141V140H136ZM145 141H146V139H145ZM151 141V140H150ZM157 141V140H156ZM173 141H175V140H173ZM218 142H220L219 140H217ZM227 141V140H226ZM231 141V140H230ZM230 141H228V142H230ZM239 141V140H238ZM3 142V141H2ZM11 142V141H10ZM14 142H16V141H14ZM24 142V141H23ZM70 142V141H69ZM74 142V141H73ZM122 142V141H121ZM124 142V141H123ZM147 142V141H146ZM164 142H165V140H164ZM222 142H225V141H222ZM232 142H233V140H232ZM232 142H230V143H232ZM242 142V141H241ZM254 142V141H253ZM264 142V141H263ZM32 143V142H31ZM40 143V142H39ZM38 143V144H39ZM57 143V142H56ZM91 143V142H90ZM116 143V142H115ZM118 143V142H117ZM167 143H169V142H167ZM171 143V142H170ZM221 143V142H220ZM225 143H227V142H225ZM230 143H228V144H230ZM236 143H238V142H236ZM245 143V142H244ZM258 143V142H257ZM9 144H11V143H9ZM13 144V143H12ZM21 144V143H20ZM20 144H16V145H19L20 146ZM24 144V143H23ZM37 144V143H36ZM64 143H62V145H63ZM71 144V143H70ZM74 144V143H73ZM123 144V143H122ZM129 144H130V142H129ZM158 144V143H157ZM156 144V145H157ZM162 144H163V142H162ZM161 144V145H162ZM178 144H179V146H180V143L178 142ZM218 144V143H217ZM222 144V143H221ZM27 145V144H26ZM31 145V144H30ZM29 145V146H30ZM65 145V144H64ZM72 145V144H71ZM79 145H81V144H79ZM83 145V144H82ZM81 145V146H82ZM109 145V144H108ZM112 145H113V143H112ZM118 145H120V143L118 144ZM147 145H148V143H147ZM150 145V144H149ZM220 145V144H219ZM238 145V144H237ZM253 145H254V143H253ZM258 145H261L260 143L258 144ZM257 145V146H258ZM4 146V145H3ZM2 146V149L4 148ZM34 146V145H33ZM32 146V147H33ZM37 146V145H36ZM35 146V147H36ZM58 146V145H57ZM67 146H68V144H67ZM80 146V147H81ZM110 146V145H109ZM129 146V145H128ZM150 146H152V145H150ZM149 146V147H150ZM155 146V145H154ZM167 146V145H166ZM170 146V145H169ZM173 146H175V145H173ZM177 146V145H176ZM222 146H224V144L222 145ZM221 146V147H222ZM226 146H227V144H226ZM230 146V145H229ZM241 146V145H240ZM255 146H256V144H255ZM263 146V145H262ZM24 147V146H23ZM28 147V146H27ZM26 147V148H27ZM31 147V146H30ZM38 147V146H37ZM114 147V146H113ZM125 147V146H124ZM134 147H135V145H134ZM181 147V146H180ZM183 147V146H182ZM236 147V146H235ZM249 147V146H248ZM7 148H9V147H7ZM19 148V147H18ZM21 148V147H20ZM41 148V147H40ZM108 148V147H107ZM110 148V147H109ZM127 148V147H126ZM129 148V147H128ZM128 148L126 149V150H128ZM137 148V147H136ZM139 148V147H138ZM142 148V147H141ZM157 148H159V147H157ZM161 148V147H160ZM159 148V149H160ZM231 148V147H230ZM229 148V149H230ZM255 148V147H254ZM253 148V149H254ZM260 148V147H259ZM263 148V147H262ZM11 149V148H10ZM32 149V148H31ZM30 149V150H31ZM82 149V148H81ZM92 149V148H91ZM114 149H115V147H114ZM155 149V148H154ZM158 149V150H159ZM240 148H236V150H235V148L233 147L231 150V154H233V155H235V153H237L236 155H239L240 154V150H239ZM33 150V149H32ZM35 150V149H34ZM48 150V149H47ZM70 150H72V149H70ZM88 150H90L89 148H88ZM112 150V149H111ZM123 150V149H122ZM135 150V149H134ZM158 150H157V152H158ZM174 150V149H173ZM226 150V149H225ZM251 151H252V149H250ZM259 150V149H258ZM4 151V150H3ZM19 151V150H18ZM79 151V150H78ZM82 151V150H81ZM87 151V150H86ZM115 151H117V149L115 150ZM132 151V150H131ZM169 151H172L171 150V148L170 147H167L166 148V152L168 153V155H169ZM246 151V150H245ZM248 151H249V149H248ZM264 151V150H263ZM21 152V151H20ZM85 152V151H84ZM83 152V153H84ZM94 153H95V149H94V151H93ZM93 152H92V154H93ZM129 152V151H128ZM136 152V151H135ZM134 152V153H135ZM155 151H153V153H154ZM165 152V151H164ZM238 152H239V154H238ZM243 152V151H242ZM0 153H2V152H0ZM10 153V152H9ZM8 153V154H9ZM33 153V152H32ZM35 153V152H34ZM37 153V152H36ZM54 153H56L55 151H54ZM54 153H53V155L52 156H54ZM87 153H91L90 151L89 152H87ZM114 153V152H113ZM132 153V155H133V152H131ZM161 153V152H160ZM159 153V154H160ZM167 153H166V155H167ZM175 153H176V149H175ZM175 153H174V156H175ZM227 153V152H226ZM225 153V154H226ZM244 153V152H243ZM242 153V154H243ZM7 154V153H6ZM29 154H31L30 152H29ZM42 154V153H41ZM71 154V156L70 157H72V153H70ZM114 154H116V153H114ZM158 153H156L155 155H157ZM171 155H172V152L170 153ZM231 154H229V156L231 155ZM253 154V153H252ZM1 156H2V154H0ZM49 155V154H48ZM63 155V154H62ZM99 155V154H98ZM104 155V154H103ZM103 155H101V156H103ZM112 155V154H111ZM129 155V154H128ZM132 155H130V156H132ZM154 155V156H155ZM164 155H165V153H164ZM164 155H163V157H164ZM165 155V157H167ZM182 155V154H181ZM232 155V156H233ZM235 155V156H236ZM257 155V154H256ZM24 156V155H23ZM58 156V155H57ZM85 156V155H84ZM89 156V155H88ZM106 156H107V154H106ZM127 156V155H126ZM133 156H135V155H133ZM139 156V155H138ZM159 156V155H158ZM170 156V155H169ZM168 156V157H169ZM240 156V155H239ZM245 156H246V154H245ZM251 156V155H250ZM261 156V155H260ZM42 157H43V155H42ZM66 157V156H65ZM91 157V156H90ZM114 157H116V156H114ZM164 157V158H165ZM253 157V156H252ZM256 157V156H255ZM255 157H253V158H255ZM27 158V157H26ZM34 159L36 158V156L35 157H33ZM32 158V159H33ZM39 158V157H38ZM38 158H36V159H38ZM52 158V157H51ZM63 157H61V159H62ZM85 158V157H84ZM89 158V157H88ZM103 158V157H102ZM104 158H106V157H104ZM124 158H126V157H124ZM141 158V157H140ZM174 158V157H173ZM171 159L172 161L174 160V159ZM176 158H177V156H176ZM175 158V159H176ZM179 158V157H178ZM180 158L182 159V157L180 156ZM234 158V157H233ZM235 158H237V157H235ZM244 158V157H243ZM247 158H249V157H247ZM258 158V157H257ZM256 158V159H257ZM1 160H3V159H5L4 157L3 158H0ZM28 159V158H27ZM34 159L31 161V164H32V162L34 163ZM50 159V158H49ZM53 159V158H52ZM59 159V158H58ZM57 159V160H58ZM60 159V160H61ZM78 159V158H77ZM83 159V158H82ZM95 159V158H94ZM120 159H122V158H120ZM162 159V158H161ZM166 159V158H165ZM170 159V158H169ZM231 159V158H230ZM241 159V158H240ZM246 159V158H245ZM251 159V158H250ZM263 159V158H262ZM6 160V159H5ZM29 160V159H28ZM45 160V159H44ZM66 160V159H65ZM69 160V159H68ZM96 160V159H95ZM109 160H111V158L109 159ZM109 160H107V161H109ZM115 160V159H114ZM125 160V159H124ZM132 160V159H131ZM178 160V159H177ZM185 160V159H184ZM232 160V159H231ZM235 160V159H234ZM237 160V159H236ZM242 160V159H241ZM253 160V159H252ZM9 161V160H8ZM7 161V162H8ZM18 161V160H17ZM16 161V162H17ZM38 161V160H37ZM43 161V160H42ZM49 161V160H48ZM55 161V160H54ZM72 161V160H71ZM80 161V160H79ZM120 161V160H119ZM181 161V160H180ZM259 161V163H260V165H259V163H258V166L260 167H264V160H261V159H259L258 160ZM258 161H256L255 163H257ZM13 162V161H12ZM11 162V164H13ZM39 162H41V160H39ZM66 162V161H65ZM69 162V161H68ZM67 162V164H69ZM97 162H98V159H97ZM237 162V161H236ZM5 163V162H4ZM9 164H7V165H10V161L8 162ZM52 163H53V161H52ZM56 163V162H55ZM59 163V162H58ZM61 163V162H60ZM78 163H81V162H78ZM91 163V162H90ZM96 163V162H95ZM118 163V162H117ZM143 163V162H142ZM175 163V162H174ZM179 163V162H178ZM18 164V163H17ZM20 164H22V163H20ZM48 164V163H47ZM66 164V165H67ZM99 164V163H98ZM101 164V163H100ZM185 164V163H184ZM188 164V163H187ZM250 164H254V163H250ZM6 165V166H7ZM14 165H15V163H14ZM19 165V164H18ZM24 165V164H23ZM28 165V164H27ZM30 165V164H29ZM33 165V164H32ZM31 165V166H32ZM35 165V164H34ZM37 165V164H36ZM40 165V164H39ZM49 165V164H48ZM147 165H149V163L147 164ZM4 164H2V163H0V264H63V261H64V259H63V257H64V254L65 253H63L62 254V252H60L57 248H56V245H55V243H54V238H51V235H54V234H51L50 236H49V234H50V232H49V234L47 235V229L46 228H48V226L50 225V223L49 222H51L52 221V216L54 215H52V213H56V212H58V211H54V210H51V209H48V210H51V212L52 213H50L51 214V221H47L48 219H47V217L48 218H50V216H46L45 214L47 213V212H49L48 210H47V207L45 206H42L41 205V203L39 204L38 203V206L36 207V205H34V204H30L29 202H27V200L25 201V198H27V196H28V198H30L31 197V195H27L26 196V194H28L29 192H27L28 190H29V187L27 186L28 185V183L25 181L26 179L28 180V179H31V180H33V178H34V176H36L33 172L35 171V172H37V175L39 176V173L41 174V172H39L38 173V171H36V170H42L40 167V169H36V168H34V167H30L31 169L30 170H21V172L20 171H17L16 170V168L18 169V166L17 167H15V170L14 169H11L9 166H7L6 167ZM12 166V165H11ZM25 166V165H24ZM38 166V165H37ZM42 167H43V164L41 165ZM45 166H46V164H45ZM51 166V165H50ZM57 166H58V164H57ZM65 166V165H64ZM143 166H144V164H143ZM164 166H167V165H164ZM237 166V167H236ZM242 166V165H241ZM255 166V165H254ZM13 167V166H12ZM20 167L21 168H23L22 167V165H20ZM29 167V166H28ZM61 167V166H60ZM68 167H70V165L68 166ZM80 167V166H79ZM82 167V166H81ZM105 167V166H104ZM138 167H140V166H138ZM168 167V166H167ZM167 167H165V168H167ZM173 167V166H172ZM175 167V166H174ZM184 167H187V166H184ZM184 167H182V168H184ZM234 167H236L237 169H235ZM255 167H257V165L255 166ZM261 167H260V169H261ZM20 168V169H21ZM27 168V167H26ZM25 168V169H26ZM102 168V167H101ZM135 168V167H134ZM147 167H145V169H146ZM149 168V167H148ZM169 168V167H168ZM167 168V169H168ZM178 168H180V166H178ZM242 168H243V166H242ZM250 168H251V166H250ZM258 168V167H257ZM20 169H18V170H20ZM28 169V168H27ZM47 169V168H46ZM57 169V168H56ZM72 169V168H71ZM86 169V168H85ZM105 169V168H104ZM115 169V168H114ZM152 169V168H151ZM174 169V168H173ZM172 169V170H173ZM175 169H177V168H175ZM185 169V168H184ZM183 169V172L184 171H186V170H184ZM252 169H254V168H252ZM48 170V169H47ZM46 170V171H47ZM55 170V169H54ZM70 170V169H69ZM90 170V169H89ZM142 170H143V167H142ZM181 169H179V171H180ZM238 170L240 171V172H238ZM250 170V169H249ZM255 170H257V169H255ZM262 170H264V168L262 169ZM261 170V171H262ZM23 171H26V172H23ZM50 171V170H49ZM86 171V170H85ZM104 171V170H103ZM108 171V170H107ZM112 171V170H111ZM171 171V170H170ZM243 171V170H242ZM245 171V170H244ZM43 172V171H42ZM101 172V171H100ZM106 172V171H105ZM114 172H115V170H114ZM113 172V173H114ZM137 172V171H136ZM147 172V171H146ZM150 172V171H149ZM153 172V171H152ZM168 172V171H167ZM166 172V173H167ZM181 172V171H180ZM58 173V172H57ZM89 173V172H88ZM172 173V172H171ZM184 173H186V172H184ZM237 173V174H236ZM257 173H258V171H257ZM44 174V173H43ZM59 174H60V172H59ZM78 174V173H77ZM90 174V173H89ZM105 174V173H104ZM112 174V173H111ZM115 174V173H114ZM123 174V173H122ZM139 175H140V172L138 173ZM239 174V175H238ZM262 174V173H261ZM45 175V174H44ZM61 175V174H60ZM60 175H58V176H60ZM73 175V174H72ZM102 175H103V173H102ZM113 175V174H112ZM149 175V174H148ZM152 175H154V173L152 174ZM169 175H171V174H169ZM179 175H180V173H179ZM193 175V174H192ZM259 175H260V173H259ZM263 175V174H262ZM22 176V177H21ZM38 176H36V178L38 179ZM41 176V175H40ZM39 176V177H40ZM47 176V175H46ZM45 176V177H46ZM51 176V175H50ZM74 176V175H73ZM107 176V175H106ZM114 176H116V174L114 175ZM187 176H188V174H187ZM261 176V175H260ZM33 177V178H32ZM60 177H63L62 175L60 176ZM69 178H71V175H69L68 176ZM87 177V176H86ZM89 177V176H88ZM87 177V179H89ZM110 177V176H109ZM117 177V176H116ZM184 177H186L185 175H184ZM183 177V178H184ZM192 177H194V175L192 176ZM248 177V176H247ZM20 178H22V179H20ZM42 178H43V175H42ZM55 178V177H54ZM64 178V177H63ZM62 178V179H63ZM74 178V177H73ZM80 178V177H79ZM81 178H83V177H81ZM91 178V177H90ZM93 178V177H92ZM154 178V177H153ZM178 178H179V176H178ZM261 178V177H260ZM23 179H25L24 180V184H27L26 186L28 187V190H26V192H24V189H25V185H24V187H22L23 185V183H22V181L21 180H23ZM52 179V178H51ZM64 179H66V178H64ZM72 179V178H71ZM109 179V178H108ZM185 179V178H184ZM191 179V178H190ZM212 179H211V181H212ZM31 180H30V182H29V180H28V182L29 183H32L31 182ZM34 180H35V178H34ZM41 180V179H40ZM43 180H46L45 178H43ZM58 180V179H57ZM69 180V179H68ZM74 180H75V178H74ZM81 180V179H80ZM90 180H92V179H90ZM94 180H96V174H95V179ZM102 180H104L103 178H102ZM106 180V179H105ZM104 180V181H105ZM111 180V179H110ZM153 180V179H152ZM204 180H205V178H204ZM39 180H36V182H38ZM42 181V180H41ZM47 181V180H46ZM50 180H48L47 181V183L49 184L50 182H49ZM82 181V180H81ZM85 181V180H84ZM93 181V180H92ZM98 181V180H97ZM97 181H96V183H97ZM108 181V180H107ZM157 181H159V180H157ZM206 181V180H205ZM259 181H261L260 179H259ZM20 182V183H19ZM34 182V181H33ZM57 182V181H56ZM70 182H72L73 183V181H70L69 180V182L68 183H70ZM76 182H77V180H76ZM78 182H80L79 180H78ZM110 182V181H109ZM108 182V183H109ZM112 182V181H111ZM248 182H249V184H248ZM39 183L41 184L42 182H40L39 181ZM44 183V182H43ZM46 183V184H47ZM51 183H52V181H51ZM71 183V184H72ZM83 183V182H82ZM93 183V182H92ZM99 183V182H98ZM97 183V184H98ZM165 182H163L162 184H164ZM192 183V182H191ZM206 183V182H205ZM209 183V182H208ZM33 184H36V183H33ZM33 184H32V186H33ZM48 184H47V186H48ZM57 185H59L60 186V184H58V183H56ZM61 184H63V183H61ZM65 184V183H64ZM78 184V183H77ZM80 184V183H79ZM79 184H78V186H79ZM89 184H91V183H89V181H88V185ZM111 184V183H110ZM117 184V183H116ZM120 184V183H119ZM158 184V183H157ZM207 184V183H206ZM255 184V183H254ZM258 184V183H257ZM31 185V184H30ZM29 185V186H30ZM52 185V184H51ZM67 185V184H66ZM92 185V184H91ZM212 185V184H211ZM259 185V184H258ZM34 186H36V185H34ZM56 186V185H55ZM59 186H56V187H59ZM62 186V185H61ZM61 186H60V188H61ZM68 186V185H67ZM97 186V185H96ZM95 186V187H96ZM101 186V185H100ZM100 186H98L97 188H100ZM135 186V185H134ZM264 186V185H263ZM38 187V186H37ZM42 187H44L43 185H42ZM49 187V186H48ZM52 187H54V185L52 186ZM52 187H49V189H47L48 191H50V188H52ZM63 187H65L64 185H63ZM87 187V186H86ZM108 187V186H107ZM122 187H124V186H122ZM137 187V186H136ZM209 187V186H208ZM212 187V186H211ZM215 187V186H214ZM262 187V188H261ZM40 188V187H39ZM38 188V190L40 191V189ZM46 188V187H45ZM45 188H42V189H45ZM70 188H72V187H70ZM76 188H78V187H76ZM79 188H80V186H79ZM88 188V187H87ZM169 188H170V186H169ZM216 189H217V187H215ZM27 189V188H26ZM31 189V188H30ZM36 190H37V188H35ZM34 189V190H35ZM54 190H56V188H53ZM59 189V188H58ZM63 189V188H62ZM80 189H83V190H85V186H84V188H80ZM79 189V190H80ZM90 189V188H89ZM103 188L101 187V189L100 190H102ZM200 189V188H199ZM260 189H262V191H259ZM33 190V191H34ZM34 191L35 193L37 192V191ZM52 190V189H51ZM65 190H67V187H66V189ZM73 190H75V189H73ZM78 190V191H79ZM103 190H105V189H103ZM125 190V189H124ZM169 190V189H168ZM171 190V189H170ZM203 190H204V188H203ZM210 190V189H209ZM219 190V189H218ZM222 190V189H221ZM220 190V191H221ZM45 191V190H44ZM56 191H58V190H56ZM68 191V190H67ZM70 191V190H69ZM77 191V192H78ZM90 192H91V190H89ZM93 191V190H92ZM109 191V190H108ZM176 191V190H175ZM179 191V190H178ZM208 191V190H207ZM228 191V190H227ZM32 192V191H31ZM30 192V193H31ZM46 192V191H45ZM82 192H84V191H82ZM106 192V191H105ZM199 192H200V190H199ZM205 192V191H204ZM209 192V191H208ZM23 193H25V194H23ZM35 193H34V195L32 194V197L34 196H36L37 195V193H36V195H35ZM53 193H54V191H53ZM58 193V192H57ZM63 193V192H62ZM61 193V194H62ZM99 192H97L96 194H98ZM116 193H118V192H116ZM121 193V192H120ZM175 193H177V191L175 192ZM224 193V192H223ZM45 194H47L48 195V197L51 195V191H50V195H49V192L48 193H43V195H42V197L45 195ZM59 194V193H58ZM75 194H77V195H79L78 193H75ZM80 194L83 196V194L80 192ZM87 194H89V192L88 193H86V195ZM102 194H103V191H102ZM113 194V193H112ZM127 194V193H126ZM178 194H180V193H178ZM201 194V193H200ZM216 194V193H215ZM217 194H218V192H217ZM216 194V195H217ZM25 195V196H24ZM69 195V194H68ZM72 195H74L73 193H72ZM72 195H70V196H72ZM77 195H76V198H77ZM95 195V194H94ZM99 195V194H98ZM209 195V194H208ZM219 195V194H218ZM225 195V194H224ZM57 196V195H56ZM60 196V195H59ZM65 196H66V194H65ZM69 196V197H70ZM103 196H105V194L103 195ZM110 196H112V195H110ZM122 197H123V195H121ZM176 196V195H175ZM202 196H203V194H202ZM214 196V195H213ZM220 196H221V194H220ZM226 196V195H225ZM235 196V195H234ZM235 196V197H236ZM31 197V198H32ZM47 197V198H48ZM50 197H54V195L53 196H50ZM49 197V198H50ZM64 197V196H63ZM74 197H75V195H74ZM73 196H72V198H74ZM99 197H100V195H99ZM107 197V196H106ZM113 197V196H112ZM115 197V196H114ZM171 197H172V195H171ZM173 197H174V195H173ZM172 197V198H173ZM177 197H179V196H176V197H174V198H177ZM239 197V196H238ZM27 198V199H28ZM31 198H30V200L29 201H31V203H33L32 201H33V198H32V200H31ZM48 198V199H49ZM61 198L62 197H60V199H58V200H61ZM71 197H70V199H72ZM96 198H98V197H96ZM207 198V197H206ZM205 198V199H206ZM211 198V197H210ZM218 198V197H217ZM232 198V197H231ZM34 199H36V198H34ZM48 199H45L46 200V202H45V200H43L45 203H49L47 200ZM53 199V198H52ZM51 199V200H52ZM81 199V198H80ZM94 199V198H93ZM100 199H102L103 200V198L102 197H100ZM105 199V198H104ZM114 199V198H113ZM116 199V198H115ZM123 200H125L124 198H122ZM230 199V198H229ZM238 199V200H239ZM23 200H24V202H27V203H29V205H31V206H26L24 203H23ZM37 200H39V198L37 197ZM50 200V199H49ZM63 200H67V198H65V199H63ZM84 200V199H83ZM98 200V199H97ZM110 200H112V199H110ZM118 200V199H117ZM122 200V201H123ZM176 200V199H175ZM179 200H180V198H179ZM183 200V199H182ZM181 200V202H183ZM203 200V199H202ZM221 200H222V198H221ZM225 200V199H224ZM233 200H234V197H233ZM35 202H37L36 200H34ZM72 201V200H71ZM76 201H78V200H76ZM75 201V202H76ZM94 201V200H93ZM92 201V202H93ZM95 201H96V199H95ZM108 201V200H107ZM113 201V200H112ZM184 201H186V200H184ZM209 201V200H208ZM217 201V200H216ZM228 201V200H227ZM226 201V202H227ZM41 202V201H40ZM43 202V203H44ZM52 202V201H51ZM50 202V203H51ZM56 202V201H55ZM58 202H60V201H58ZM67 202H69V198H68V201ZM79 202H81V200L79 201ZM78 202V203H79ZM98 202V201H97ZM105 202V201H104ZM115 202V201H114ZM168 202H170V201H168ZM172 202V201H171ZM225 202V203H226ZM49 203V204H50ZM70 203V202H69ZM68 203V204H69ZM72 204L74 203V202H71ZM95 203V202H94ZM100 203V202H99ZM175 203H177V202H175ZM178 203H180V202H178ZM191 203V202H190ZM213 203H214V201H213ZM216 203V202H215ZM243 203V204H244ZM53 204H54V201H53ZM67 204V203H66ZM169 204V203H168ZM202 204H203V202H202ZM222 204V203H221ZM34 205V206H33ZM42 206V207H39V206ZM47 205V204H46ZM65 205V204H64ZM71 205V204H70ZM70 205H67V207H65V208H69L70 207ZM97 205H99V204H97ZM172 205H176V204H172ZM188 205V204H187ZM223 205H225V204H223ZM240 206H241V204H239ZM238 205V206H239ZM32 206L33 207H35V209L34 208H32ZM55 206V205H54ZM66 206V205H65ZM96 206V205H95ZM101 206V205H100ZM99 206V207H100ZM103 206H104V204H103ZM171 206V205H170ZM178 206V205H177ZM205 206V205H204ZM213 206V205H212ZM220 206V205H219ZM222 206V205H221ZM243 206V205H242ZM50 207H52L53 208V206H50ZM57 207V204H56V206H55V208ZM60 207V206H59ZM190 207V206H189ZM201 207V206H200ZM218 207V206H217ZM226 207V206H225ZM244 207V206H243ZM40 210H39V209ZM43 209V211L44 210H47V212H43V211H41L42 209ZM45 208V209H44ZM73 208H74V210H75V208H76V206H73ZM73 208L71 209V207L69 208L70 210H73ZM105 208V207H104ZM107 208V207H106ZM156 208V207H155ZM163 208H165V207H163ZM169 208V207H168ZM176 207H173V209H175ZM178 208V207H177ZM180 208V207H179ZM184 208H186V206L185 207H183V210H184ZM201 208H203V207H201ZM214 208H215V206H214ZM222 208H224V206L222 207ZM36 209H37V212H36ZM54 209V208H53ZM59 208L57 207L55 210H58ZM61 209H62V207H61ZM81 209V208H80ZM97 209H98V207H97ZM96 209V210H97ZM172 209V208H171ZM221 209V208H220ZM253 209V210H254ZM101 210V209H100ZM100 210H98V212H100ZM103 210H105V209H102V212H104ZM177 210V209H176ZM180 210V209H179ZM182 210V211H183ZM240 210V209H239ZM243 210H244V208H243ZM246 210H248L246 207H245V210H244V212H241L242 214L241 215H234L233 213H230V214H228V210H226L227 211V213L226 212H223V213H221V214H224L225 213V215H221L222 217H218L217 216V214L215 215L214 214V216L216 217H218V218H215V220H212V221H208L207 223H205V228L208 230V231H210V233H215L216 231H218V230H223L224 232H233V231H236V230H239V232L242 230L243 231V229L245 228V227H249L251 224V222L249 221V219H251L250 217L252 216V214L250 215L249 213L250 212H248V211H246ZM250 210V209H249ZM39 211H40V213L42 212V214H40L39 213ZM67 211V210H66ZM79 211V210H78ZM78 211H76V213L78 212ZM106 211V210H105ZM166 211H168V209L166 210ZM165 211V212H166ZM170 211H172V210H170ZM221 211H225L224 209H222V210H220V212ZM251 211V210H250ZM259 211V212H258ZM75 212V211H74ZM90 213V215H92L91 214V212L87 209V214L86 215H88V218H89V213ZM169 212V211H168ZM188 212V211H187ZM219 212V211H218ZM217 212V213H218ZM219 212V213H220ZM45 213V214H44ZM73 212H65V211H62L61 210V212L59 211L58 213H56L55 215V218H54V220L51 222V225L53 224V226L54 225H57V224H60V223H62L63 225H65V226H69V225H72L73 226V224H77V226H78V224H79V227L80 226H82V223L83 224H86V223H84V222H82L81 223V221H82V219L84 218V217H81L80 215V217L82 218H80L78 215H75V214H72ZM78 213H80V212H78ZM96 213H97V211H96ZM167 213V212H166ZM186 213V212H185ZM213 213H214V211H213ZM240 213V212H239ZM82 214H83V212H82ZM95 214V213H94ZM170 214V212L167 214V215H169ZM187 214H189V213H187ZM190 214H191V212H190ZM193 214V213H192ZM47 215H48V213H47ZM102 215H104V213H102ZM175 215V214H174ZM173 215V216H174ZM184 215V214H183ZM219 215V214H218ZM97 216V215H96ZM101 215H99V216H97V218L98 217H100ZM170 216V215H169ZM194 216H196V215H194ZM213 216V215H212ZM102 217H104V216H102ZM171 217V216H170ZM185 217H186V215H185ZM188 217H189V215H188ZM205 217V216H204ZM79 218H80V220H79ZM87 217H85L84 218V220H89L88 218L86 219ZM91 218H93V217H91ZM114 218V217H113ZM174 218H175V216H174ZM193 218V217H192ZM201 218V217H200ZM256 218V217H255ZM116 219V218H115ZM190 219H191V217H190ZM254 219V218H253ZM83 220V221H84ZM91 220V219H90ZM93 220V219H92ZM91 220V221H92ZM96 222L98 221V219H96L95 220ZM94 221V222H95ZM179 221H180V218H179ZM192 221V220H191ZM190 220H189V222H191ZM196 221V220H195ZM262 221V222H263ZM86 222V221H85ZM113 222H115V221H113ZM117 222V221H116ZM197 222V221H196ZM250 222V223H249ZM256 222V221H255ZM121 222H118V224H120ZM193 223H195V222H193ZM259 222H257V224H258ZM261 223V222H260ZM46 224H47V227H46ZM91 223L89 222V225H90ZM250 224V225H249ZM192 225H194V224H192ZM264 225V224H263ZM53 226H51V229H50V227H49V230L51 231V230H53L54 229V227ZM87 226H88V224H87ZM93 226V225H92ZM91 226V227H92ZM96 226V225H95ZM196 226V225H195ZM256 226V225H255ZM59 227H60V225H59ZM63 227V226H62ZM62 227H60V228H58V229H60L61 230V228ZM84 227H86V226H84ZM83 227V228H84ZM90 227V228H91ZM53 228V229H52ZM56 228V227H55ZM89 228V229H90ZM93 228H94V226H93ZM97 228V227H96ZM180 228H182V225H181V227ZM252 229V227L250 226L249 227V229ZM258 228H261V227H258ZM79 229V228H78ZM82 228H80L79 230H81ZM95 229V228H94ZM182 229H185V228H182ZM190 229H191V226H190ZM246 229V228H245ZM248 229V228H247ZM255 228H253V230H254ZM262 229H264V227L262 228ZM55 230V231H54ZM53 231L54 232H56L57 231V229H54ZM85 230V229H84ZM87 230H88V228H87ZM92 230V229H91ZM97 230V229H96ZM120 230V229H119ZM187 230H189V229H187ZM63 231H65V229L63 228ZM67 231V230H66ZM65 231V232H66ZM98 231V230H97ZM101 231V230H100ZM103 231V230H102ZM101 231V233H103V236H104V233H106V232H108V231H104V232H102ZM114 231H116V230H114ZM113 231V232H114ZM182 231V230H181ZM264 231V230H263ZM64 232V233H65ZM67 232H69V231H67ZM76 232H77V230H76ZM81 232V231H80ZM79 232V233H80ZM88 232V231H87ZM122 232V231H121ZM179 232H180V230H179ZM178 232V233H179ZM185 232H187V231H185ZM184 232V233H185ZM220 232V231H219ZM239 232H238V234H239ZM246 232H247V230H246ZM57 233V232H56ZM62 234H63V232H61ZM88 233H90V232H88ZM87 233V234H88ZM93 233H95L94 231H93ZM93 233H92V235H93ZM181 233V232H180ZM188 233V232H187ZM250 233V232H249ZM61 234V235H62ZM66 234V233H65ZM72 234V233H71ZM71 234H70V237H73V236H71ZM82 234H84V233H82ZM81 233H80V235H82ZM106 234H108V233H106ZM123 234V233H122ZM237 234V235H238ZM245 234V233H244ZM77 235V234H76ZM84 235H86V232H85V234ZM90 235V234H89ZM96 235V234H95ZM113 235V234H112ZM126 235V234H125ZM179 235V234H178ZM190 235V234H189ZM55 236H57V235H55ZM58 236H59V234H58ZM57 236V237H58ZM66 236V235H65ZM103 236H100V237H103ZM109 236H111L110 234H109ZM116 236V235H115ZM118 236H120V234H118ZM123 236H124V234H123ZM152 236V235H151ZM183 236H185V235H183ZM186 236H188V234L186 235ZM193 236V235H192ZM60 237V236H59ZM78 237V236H77ZM77 237H74V238H76L77 239ZM83 237V236H82ZM89 237V236H88ZM96 238H97V235L95 236ZM105 237V236H104ZM107 237V236H106ZM122 237V236H121ZM193 237H195V235L193 236ZM192 237V241H193V239L195 240V242L200 238V236H196L195 238H193ZM238 237V236H237ZM241 237V236H240ZM107 238H109V237H107ZM115 238V237H114ZM124 238V237H123ZM122 238V239H123ZM130 237H128V239H129ZM180 238H182V234H181V237ZM239 238V237H238ZM55 239H56V237H55ZM63 239V238H62ZM61 239V240H62ZM65 239V238H64ZM91 239V238H90ZM94 239V238H93ZM97 239H99V238H97ZM110 239V238H109ZM125 239V238H124ZM152 239V238H151ZM179 239V238H178ZM188 238H186V240H187ZM190 239V238H189ZM56 240H58V239H56ZM59 240H60V238H59ZM58 240V241H59ZM79 240V239H78ZM82 240V239H81ZM95 240V239H94ZM101 240V239H100ZM130 240V239H129ZM184 240V239H183ZM223 240V239H222ZM57 241V242H58ZM80 241V240H79ZM125 241V240H124ZM200 241V240H199ZM81 242V241H80ZM83 242V241H82ZM92 242V241H91ZM100 242V241H99ZM98 242V243H99ZM189 241L187 240V243H188ZM61 243H63V242H61ZM157 243V242H156ZM183 243V242H182ZM197 243V242H196ZM92 244H93V242H92ZM190 243H188L187 245L188 246H190L189 245ZM193 246L195 245V243H191ZM77 245L78 246H80L78 243H77ZM89 245V244H88ZM87 245V246H88ZM102 245V244H101ZM153 245V244H152ZM158 245V244H157ZM192 245H191V247H192ZM62 246V245H61ZM85 246V245H84ZM98 246V245H97ZM103 246H104V244H103ZM90 247H92L91 245L89 246V248ZM99 247V246H98ZM105 247V246H104ZM108 247V246H107ZM165 247V246H164ZM185 247H187V246H185ZM190 247V248H191ZM74 248V247H73ZM76 249L78 248L77 246L75 247ZM81 248V249H80ZM80 248H78V249H80L79 251L81 252V250H82V247H80ZM83 248H85V247H83ZM161 248H163V247H161ZM160 248V249H161ZM167 248V247H166ZM184 248V247H183ZM189 248V249H190ZM194 248H196V247H194ZM194 248H192V249H194ZM214 248V247H213ZM222 248H224V247H222ZM77 249V250H78ZM90 249H92V248H90ZM90 249H89V251H90ZM181 249H182V247H181ZM188 249V248H187ZM70 250H72V252H73V249H71L70 248ZM85 250H87L86 248H85ZM109 250V249H108ZM111 250V249H110ZM166 250V249H165ZM169 250V249H168ZM224 250V249H223ZM227 250V249H226ZM230 250V249H229ZM61 251H62V247H61ZM93 251V252H92ZM91 252H90V255H87L89 252L88 251H85V252H87L86 253V255H85V252L84 251H82V252H84V254L83 255H81L79 258H81V264H90V260L92 261V260H94L92 263H94V264H111V263H115V262H113V261H109L110 263H103L106 259H107V257L108 256H106L105 255V253H106V251L102 248V249H98V248H95V249H93ZM112 251H115V250H113L112 249ZM111 251V252H112ZM167 251V250H166ZM184 251V250H183ZM231 251V250H230ZM68 252V251H67ZM71 252V251H70ZM110 252V253H111ZM189 252V251H188ZM187 252V253H188ZM222 252V251H221ZM220 252V254H222ZM232 252V251H231ZM247 252V251H246ZM79 253V252H78ZM114 253H116V252H114ZM160 253H161V250H160ZM180 253V252H179ZM185 253V252H184ZM184 253H182V254H184ZM229 253V252H228ZM244 253V252H243ZM109 254V253H108ZM107 254V255H108ZM157 254V253H156ZM193 254V253H192ZM224 254V253H223ZM232 254V253H231ZM234 254V253H233ZM247 254V253H246ZM67 255V254H66ZM70 255V254H69ZM188 255V254H187ZM227 255V254H226ZM230 255V254H229ZM238 255V254H237ZM235 255L233 258V260H235V261H238L239 259L241 260V257H242V253H241V255ZM74 257H75V255H73ZM112 256H113V254H112ZM159 256V255H158ZM157 256V257H158ZM176 256H178V254L176 255ZM180 256V255H179ZM190 256H191V254L189 253V255H188V257L186 256V254H185V257H187V258H185L184 256L182 257H176V259H173V260H175L174 262L175 263H177V262H181L180 264H183L182 262L184 261V262H187L186 260H189V258H190ZM228 256V255H227ZM244 256V255H243ZM67 257V256H66ZM72 257V256H71ZM115 257H118V256H116L115 255ZM120 257V256H119ZM147 257V256H146ZM145 257V258H146ZM155 257V256H154ZM67 258H69V256L67 257ZM78 258V259H79ZM109 258V257H108ZM112 258V257H111ZM114 258V257H113ZM159 258V257H158ZM157 258V259H158ZM162 258V257H161ZM173 258H175V257H173ZM181 258V259H180ZM182 258H184V259H182ZM63 259V260H62ZM73 259V258H72ZM117 259V258H116ZM115 259V260H116ZM150 259V258H149ZM169 259V258H168ZM168 259H164V258H162V260L163 261H165L166 260V264H170L169 262H167L168 261ZM231 259V258H230ZM66 260V259H65ZM74 260V259H73ZM83 260V261H82ZM111 260V259H110ZM132 260V259H131ZM148 260V259H147ZM161 260V261H162ZM177 260V261H176ZM67 261V260H66ZM148 261H151V259L150 260H148ZM157 261H159V260H157ZM199 261V260H198ZM121 262V261H120ZM119 262V263H120ZM155 262V261H154ZM174 262H172V263H174ZM196 262H197V260H196ZM239 262V261H238ZM116 263H118V261H116ZM152 263V262H151ZM162 263V262H161ZM171 263V264H172ZM154 264V263H153ZM157 264V263H156ZM164 264V263H163ZM177 264H179V263H177ZM186 264V263H185Z\"/></svg>",
  "mask_w": 264,
  "mask_h": 264
}]
</instances>
